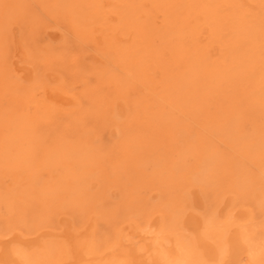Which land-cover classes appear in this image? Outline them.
Listing matches in <instances>:
<instances>
[{
    "label": "rangeland",
    "instance_id": "rangeland-1",
    "mask_svg": "<svg viewBox=\"0 0 264 264\" xmlns=\"http://www.w3.org/2000/svg\"><path fill=\"white\" fill-rule=\"evenodd\" d=\"M37 1V2H36ZM35 1V3H34V0H30V2H29V0H0V36L2 35L3 36V34H4V36L5 37H7V41L8 42H6L5 41V37H3L4 39H2V36L0 37V43L2 42H6V43H3V45L5 46H3L2 45V43L0 44V60H2V61H0V87L2 88H0L1 90H0V97H1V100H0V110H2V111H0L1 113H0V133H1V130H2V125H3V123L5 122V121H8L9 122V124H13V122L12 121H15L14 119H15V117H16V115H18V114H21V115H23V119L25 118V119H27V120H29L30 121V124L28 125V128H29V133H28V137H24L23 138V144L27 147V146H30V151H31V153H32V159L34 160L33 161V164L31 165V166H24L23 168H11V169H13V171L12 170H10V169H7V168H0V173H1V175H3L2 177H3V180H4V178H5V180H6V182H5V180L3 181V180H1V183H2V185H4L5 184V187H7V188H11L12 186V188L10 189V190H13V193H16L19 197L18 198H20L19 200H21L20 201V203L21 204H19L20 206H19V208H20V214H19V217H20V219L21 220H23L22 222H21V220H20V223H22L23 224V226H22V224H21V230H22V233H24V235H28V236H33L34 235V232H37V233H41V232H45V231H49V232H54V233H59V232H61L62 231V226H61V219H64V218H67L68 217V219L71 221V223H72V226L73 225H76L77 224V222H83L84 220H88V221H90V220H95L94 222H95V224L96 225H98V226H100L101 228H103L105 231H107V232H109V233H112L113 232V230H114V226H115V223L117 222V221H135V222H137L138 224H143L144 223V221L146 220V218L149 216V215H151L152 217H157V216H160V214H161V216H164V217H166V215H168L167 213H169V215L170 216H174V215H176V214H181V213H184V212H187L190 208H191V206H193V204H192V200H191V198H193V200H195V198H198L200 201H204L203 203H204V208H203V205H202V207H201V209H200V207L198 208V209H200V210H203V211H201V212H206L207 211V209L209 208V207H213L216 203H218V199H220V201L221 200H223V199H225V198H227V196L229 195V194H231L230 195V197L228 196V198H231L232 197V199L233 198H240L241 196L242 197H245V198H248V199H250V197H253V196H257L258 197V195H260L261 193H263L264 192V185L261 183L262 181L264 182V174L263 175H260L262 172H264V168H261V166H260V159H261V157L262 156H260L261 154H260V152L261 151H259V150H261V148H260V146H259V141H260V139H261V137H260V132L259 131H261L262 129H264V114L262 113V112H260V111H258L257 110V108L256 107H252L251 106V103H249V100H250V102H251V96H250V94H241L240 95V97H238V98H236V100L235 101H229V99L228 98H226L225 97V88H226V93H227V95L228 96H230L231 94H233L234 92L231 90V87H232V85H231V83L229 84V83H227V82H222V86L220 87V86H215V89H216V87H218L217 89H218V91H217V89H216V93L214 94L213 93V95H215L214 97L215 98H213V95L212 94H210V93H208L209 91H208V87H209V85L208 84H212L211 83V80L209 81V76L205 73V72H201V73H198L197 71H195L194 70V68H193V66L191 65V66H189V67H187V69L185 68V70H183V71H181L182 69H180V67H179V65H177V62H170L171 64H169L170 66H169V72L171 73V71H173L172 72V74H167V76H165L164 77V75H162V74H160V73H158V72H156V73H158L159 75H156V76H154L153 78L157 81L154 85H155V87L157 88V92H158V95H160V96H158L157 95V92H154V93H150V91H148V90H146V87L141 83V80L140 81H135L134 83H133V85L135 86V90H136V92H137V89H140L141 88V90H138V92L136 93L135 92V94H136V97L138 96V95H140L139 96V98L137 97V99L139 100V99H142V97H143V99H142V101L144 100V102L146 103V113L147 114H143L144 116L143 117H145L146 119L145 120H147V122L145 121V120H142V119H144L142 116H140V117H142V118H140L139 119V121H143V123L142 122H139L138 120H137V118H135V119H132V121H131V119L128 117V113H126L125 111L127 110V109H125V107L124 106H126L125 105V103H124V101H122V100H124V98L122 97V92H120L121 91V89L122 88H118V90L116 89V91H118V94H117V92H116V94H115V91H114V96L113 97H110V95H109V100L107 99V97H108V88L110 89L111 87V85H109V87H107L106 86V84L104 83L105 82V80H104V75H102V72H103V74H104V72H106L107 70H110L111 68H112V66H113V64H112V55L114 54V48H111L110 46H109V44H108V42L110 41V39L112 40V39H116L115 38V36L117 37L118 35L119 36H122V32L124 33V30L122 29H120V28H126V25L124 26L121 22V20L119 19V17H116V15L118 16V14H116L117 12H119V11H129L130 9V14H131V16H132V18L131 19H129L128 21H127V23H128V26H129V28H130V31H131V33H132V38L134 37L133 35H134V31H139V33H141V34H143L144 35V39H146V42L148 43V45L149 46H151L152 48L153 47H158L157 48V50H159V48L160 49H162V44H163V42L166 40V38H175V37H178L179 39H181V40H183L184 41V44H185V46H186V48L187 49H189V50H191V52H194L195 50V47H194V45L192 44V41H190L191 39H190V22H187V21H184V19L182 18V20L181 19H176L175 18V16H176V14H180V12L178 13L177 12V10L179 9V11H181V12H183L184 10H186L188 7V1L189 0H168V3H169V5L170 6H167L166 7V5L163 7V4L162 3H164L162 0H157L156 2H155V4L157 3V5H158V7H157V5H154V4H152L150 1H145V5H143V4H141V3H143L144 2V0H129V2H127V0H91L90 1V3H89V7H87L88 5V2L86 3V1H84V0H53L54 2H52L51 0H48V2H46V1H44V2H46V3H43L41 0L40 1H38V0H36ZM56 1V2H55ZM78 2L77 4H73L74 2ZM87 1H89V0H87ZM116 1H117V3H116ZM123 1V2H122ZM130 1L132 2H139V3H135V4H133V2L132 3H130ZM142 1V2H141ZM159 1V2H158ZM235 0H213L211 3H210V5H213V7L211 8L212 9V11L215 13V16H216V18L218 19L217 21H220V23L222 24V26L224 27V25H225V23L226 24H228L229 26H236V24H238L239 22H240V15L239 14H237V12H233L232 10H231V5H232V2H234ZM257 1V2H256ZM29 3V4H27V3ZM31 2H32V4H31ZM40 2V3H39ZM51 2H52V4H51ZM107 2V3H106ZM121 2V3H120ZM126 4H128V6H126L125 5V3ZM65 3H67V4H65ZM93 3V4H92ZM106 3V4H105ZM119 3V4H118ZM208 3V2H207ZM214 3H216V4H214ZM260 2H258V0H255V7H253V8H251V9H253V11H255L256 9L255 8H259L257 11H259L260 12V4H259ZM26 4H27V7L29 8V6L31 7L32 6V8H29V9H26L27 7H25L26 6ZM31 4V5H30ZM33 4H35V5H37L38 6V8H37V6H35V5H33ZM45 4V5H44ZM116 4V5H115ZM122 4H124L127 8H128V10H127V8L126 7H121V5ZM132 6H131V5ZM137 4V5H136ZM140 4V5H139ZM29 5V6H28ZM45 7H44V6ZM52 7V9H51V7ZM107 5V6H106ZM136 5L137 6V8H136V6H135V8H134V6ZM143 5V7H141ZM154 5V6H153ZM162 5V6H161ZM209 5V6H210ZM33 6L35 7V8H33ZM62 6V7H61ZM93 7V8H90V7ZM100 6V7H99ZM146 6V7H145ZM148 6V7H147ZM151 6V7H150ZM161 6V7H160ZM216 6H217V8H216ZM254 6V5H253ZM258 6V7H257ZM41 7V8H40ZM50 7V8H49ZM100 9H102V10H99V8ZM106 7V8H105ZM110 8V10H112V14L113 15H111V13H109L108 15H106L107 14V9H109ZM140 7V8H139ZM144 7H145V9H144ZM120 8V9H119ZM157 8V9H156ZM161 8V9H160ZM162 8H164V11L162 10ZM210 8V7H209ZM30 9H31V11H30ZM38 10V11H34V10ZM39 9H40V12H39ZM46 9V10H45ZM61 9V10H60ZM68 9H69V11H68ZM106 9V10H105ZM113 9H116V13L114 12L115 10H113ZM144 9V10H143ZM168 9V10H167ZM15 10V11H14ZM55 10H59L60 12H55ZM165 10H166V12H167V15H168V13L171 15V16H174V21H173V18H171V20L173 21H169L170 20V15H168V17L166 16V12H165ZM24 11V12H23ZM28 12L27 14H25V12ZM29 11L30 12H32V13H36L35 15L34 14H32V13H30L29 14ZM44 11L46 12V14H44ZM48 11V12H47ZM77 11H78V13H77ZM92 11V12H91ZM133 11H135V12H133ZM138 11H140V12H138ZM220 11H221V14H220ZM17 14H16V13ZM21 12V13H20ZM53 12H55V13H53ZM137 12H138V14H137ZM162 12H163V15H161L162 14ZM24 13V14H23ZM61 13H63V14H61ZM64 13H65V15H64ZM114 13L116 14V15H114ZM134 13V14H133ZM22 14V15H21ZM40 14V16H41V18H40V16H38ZM43 14V15H42ZM54 14V15H53ZM59 14V15H58ZM71 14V15H70ZM101 14V15H100ZM223 14V15H222ZM19 15H21V16H19ZM29 15V17H28V19H27V16ZM37 15V16H36ZM53 15V16H52ZM84 15H85V18H84ZM106 15V16H105ZM18 16L19 17H21V18H18ZM32 16H34V17H32ZM43 16H45V17H43ZM48 16H50V18L48 17ZM55 16V17H54ZM64 16V17H63ZM68 16H69V18H71V19H69L68 18ZM97 16V17H96ZM101 16V17H100ZM110 16V17H109ZM114 16V17H113ZM135 16H137L138 18H136ZM178 16V15H177ZM218 16V17H217ZM226 16V17H225ZM46 17H48V20H47V18ZM59 17H61V19L59 18ZM98 17H100L99 19H98ZM136 19H135V18ZM221 17V18H220ZM223 17H225V18H223ZM30 18V19H29ZM40 18V19H39ZM44 18V19H43ZM57 20H56V19ZM59 18V19H58ZM66 18V19H65ZM220 18V19H219ZM24 19V20H23ZM41 19H42V21H41ZM63 19H65L64 21L65 22H63ZM115 19H117V20H115ZM139 19V20H138ZM164 19H166L165 21H164ZM32 20V21H31ZM47 21V22H45V21ZM53 20H55V21H53ZM67 20V21H66ZM102 20V21H101ZM134 20H136V21H134ZM5 21V22H4ZM19 21V22H18ZM27 21V22H26ZM105 21V22H104ZM114 21V22H113ZM22 22V23H21ZM25 22V23H24ZM44 24H42V23ZM48 22L50 23V24H52V22H55V23H53L52 24V26H50V24H48ZM58 22V23H57ZM62 24H61V23ZM72 22V23H71ZM103 22V23H102ZM112 23V24H110V23ZM118 22H119V24H118ZM175 22V23H174ZM17 23V24H16ZM24 23V24H23ZM27 23V24H26ZM37 23V24H36ZM68 23H71V24H68ZM110 25H109V24ZM33 24V25H32ZM46 24H48V25H46ZM58 24V25H57ZM59 24L61 25L60 26V28H62L61 30L60 29H58L59 28ZM77 24H79V25H77ZM103 24V25H102ZM104 24H106L105 26H104ZM123 26H122V25ZM134 24H136V25H134ZM142 24V25H141ZM30 25V26H29ZM32 25V26H31ZM35 25V26H34ZM40 25H43L44 27H45V30H44V28L42 27H40ZM64 25H67V28L65 27H63ZM69 25V26H68ZM70 25L72 26V28L70 27ZM76 25V26H75ZM115 25V27H113ZM120 25H121V27H120ZM25 26H26V28H25ZM50 27V28H48V27ZM53 26H55V28H57V31H56V29L55 28H53ZM58 26V27H57ZM80 26V27H79ZM104 26V27H103ZM112 28H111V27ZM119 26V28L118 29H120L121 31H119V30H117V27ZM143 26V27H142ZM16 27V28H15ZM52 27V28H51ZM69 27V28H68ZM106 27V28H105ZM107 27H108V29H107ZM20 28H21V30H20ZM38 28H40V29H38ZM47 28V29H46ZM64 28V29H63ZM104 28V29H103ZM115 28V29H114ZM141 28V29H140ZM17 29V30H16ZM25 29V30H24ZM28 29V30H27ZM71 32H69L68 30ZM71 29V30H70ZM75 29L77 30V31H82V32H78V34L75 32ZM79 29V30H78ZM143 29V30H142ZM4 30V31H3ZM8 30V31H7ZM13 30V31H12ZM23 30V31H22ZM34 30V31H33ZM52 30V32H55V33H58V32H60L61 33V35L58 37V35H56V37H54V39L55 40H53V44H54V46H55V48H56V51H53V53H51V54H54L55 53V58H56V60H53V64H52V58L50 59V57H53V56H50L49 57V55L46 53V54H42V55H40L38 58H35V57H37V53L35 54V51H32V52H34V53H32L31 52V49H29V51H27L28 53L26 54V52H25V59H26V57L28 56V58L29 59H26L25 61H24V59H22L23 61H21V65L22 66H24L25 64V67L27 66V67H29V68H31V69H33V71L35 72H37V74H36V72H35V75H34V78H36V81H38V82H40L41 81V84H45V83H47V82H49L48 80H49V77H50V75H53V77H54V79L52 80V83H54V84H52V85H58L60 82H59V80L60 81H62V79H63V77H64V79L63 80H65L66 82H69V83H73V85H74V87L76 88V90H78L79 91V89L81 88V90L78 92V93H80L81 95H84L85 94V91L86 90H83V89H88V88H90L92 85L94 86V84L95 85H99V86H97V87H99L98 89H93L94 87L92 86L91 88L93 89H89V92H88V90L86 91L87 92V95L89 96V95H91V96H95V95H93V92H94V94L96 93V90H98L97 92H98V95H97V93H96V96L93 98H91V100L90 99H87V97H86V99H85V102H83V104L84 105H81L80 107H79V109H78V107H76V109H73V107L71 108V109H73V111L74 110H76L75 111V113H78L79 112V114H75L73 111V114H71V118L70 119H68L69 121H67V126H66V124L65 125H63V126H59V128H61V127H63V129L65 128V130L63 131V129L61 128L60 129V131H59V129H58V126L56 125V124H54L53 122H49V124L51 123V125L52 126H50V125H45V124H43L42 123V121L40 122L39 121V123H41V124H39L38 122H37V120H38V115L40 114V112H43V110H44V108H43V103L42 102H37L36 103V105L35 104H26V106H25V104L20 100L19 101V99H17V98H15V96H13L12 94H10L11 92H10V90L8 89V81L10 82V76L12 77V75H11V73H12V62L10 63V61H11V59H12V57L14 58V56L15 55H13V53L15 52V54H17V52L16 51H22V52H18V54H20V56H22L24 53H23V48L24 49H26L27 47L26 46H28V47H31V44L30 43H32L34 40H32L31 41V39H33V37H35L34 39L35 40H39V41H43V42H45V44H47V41L49 42V40H50V38L47 36V33H48V31H51ZM53 30H55V31H53ZM59 30V31H58ZM85 30V31H84ZM98 30V31H97ZM103 30H104V32L105 33H102L103 32ZM21 31V32H20ZM27 32V36H26V32ZM30 31H31V33H30ZM33 31V32H32ZM39 31V32H38ZM43 31V32H42ZM45 31V32H44ZM63 31V32H62ZM68 31V32H67ZM84 31V32H83ZM97 31V32H96ZM110 31V32H109ZM12 32V33H11ZM16 34H15V33ZM29 32V33H28ZM36 32H38V34L36 35L35 33ZM75 32V33H74ZM120 34H119V33ZM18 33H20V34H18ZM42 33V34H41ZM45 33H46V35H45ZM65 33H67L66 35H65ZM81 33H82V35H81ZM110 35H109V34ZM114 33V34H113ZM118 33V34H117ZM14 34V35H13ZM23 34V35H22ZM33 36H31V35ZM80 34V35H79ZM83 34L84 35H86V36H88L87 38H85V36L82 38L81 36H83ZM96 34V35H95ZM102 34H104V36L102 35ZM108 35V36H112L111 38L110 37H108V36H106V35ZM10 37H9V36ZM37 37H36V36ZM46 37H45V36ZM92 35V36H91ZM98 35H100V37L98 36ZM102 35V36H101ZM70 36V37H69ZM77 36H79V37H81V38H78L77 39ZM98 36V37H97ZM118 36V37H119ZM18 37H20L19 39H23L24 40V42H23V40H19L18 39ZM24 37H26V38H29V39H25ZM49 39H48V38ZM65 37H67V38H69V40L70 41H68V39L67 38H65ZM102 37H104L105 38V40L102 38ZM117 37V38H118ZM128 37H129V35H128ZM149 37V38H148ZM189 37V38H188ZM17 40H15V39ZM63 38V39H62ZM71 38L74 40H71ZM91 38V39H90ZM100 38L101 39H103V40H101V42L102 43H100L99 42V40H100ZM120 38V37H119ZM127 38V37H126ZM9 39V40H8ZM48 39V40H47ZM65 39H67L66 41H65ZM81 39V40H80ZM82 39H84V40H82ZM86 39V40H85ZM150 39V40H149ZM186 39H190V40H186ZM3 40V41H2ZM14 40H15V42H14ZM57 40V41H56ZM61 40H63L62 42H61ZM78 40V41H77ZM95 40H97V41H95ZM152 40V41H151ZM18 41H19V44H18ZM23 43H22V42ZM30 41V42H29ZM58 41H60L63 45H61V43H59ZM71 41H73V43H75V44H73L72 45V42ZM79 41H82V42H79ZM92 41H94V45H93V43H92ZM106 41V42H105ZM150 41V42H149ZM10 42V43H9ZM21 42V43H20ZM64 42V43H63ZM78 42V43H77ZM97 42V43H96ZM98 42H99V44H98ZM105 42V43H104ZM8 43H9V45H8ZM15 43V44H14ZM18 45H17V44ZM25 43H29L28 45L27 44H25ZM67 43L69 44L68 46H69V49H70V47L71 48H73V47H75V45L76 44H79L80 46L82 45V43L86 46H84V45H82L83 47H84V49H83V47L81 46L79 49H75L74 50V48H73V50L74 51H71V50H69V52H68V46L66 47V45H67ZM92 43V44H91ZM66 44V45H65ZM72 46H71V45ZM98 44V45H97ZM102 46H101V45ZM106 44V45H105ZM213 44V46L215 47V44L214 43H212ZM15 45H17L18 46V48H17V46H15ZM20 45V46H19ZM58 45V46H57ZM60 45V46H59ZM79 45H77L76 47L78 48V46ZM118 45L120 46V45H124V44H120V42L118 43ZM153 45V46H152ZM164 45V44H163ZM62 46V47H61ZM93 46H94V48H93ZM96 46H97V49H96ZM101 46V47H100ZM104 46V47H103ZM3 47V49H1ZM6 47H8V49H6ZM10 47V48H9ZM26 47V48H25ZM58 47H60V53H61V51H62V53L60 54L59 53V48ZM89 47L91 48L92 47V49H94V50H96V51H94V50H91V49H89ZM192 47H194V48H192ZM5 48V49H4ZM14 50H12V49ZM64 48H66V50L64 49ZM86 48V49H85ZM98 48H99V50H98ZM111 48V49H110ZM155 48V49H156ZM62 49H64L65 51H63ZM81 49H82V51H83V53H82V56H81V58H79L80 56V54H81ZM5 50V51H4ZM10 50H12V52H10ZM16 50V51H15ZM26 50H28V49H26ZM76 50H77V53H76ZM79 50V51H78ZM85 50V51H84ZM86 50H87V52H86ZM194 50V51H193ZM2 51V52H1ZM89 51H91V52H89ZM111 51H112V54H111ZM8 52H10L11 53V55H10V53H8ZM66 52V54H63V53H65ZM75 52V53H74ZM78 52H80V53H78ZM97 52V53H96ZM6 53V55L8 56H6V55H4ZM70 53H71V55H70ZM89 53V54H88ZM93 53V54H92ZM101 53V54H100ZM103 53H105V55L103 54ZM3 54V55H2ZM50 54V55H51ZM87 54V55H86ZM102 56H100V55ZM106 54H107V56H106ZM111 54V55H110ZM12 56V57H10V56ZM35 55V56H34ZM85 55V56H84ZM88 55H90V57L88 56ZM6 56V57H5ZM33 56H34V58L37 60H35L36 62H34L33 60H34V58H33ZM47 56V57H46ZM59 56V57H58ZM69 57V58H71V60L69 61L68 59L69 58H67V57ZM73 56H74V58L75 59H73ZM93 56H95V57H93ZM111 58H110V57ZM218 55H216V59L218 60V57H217ZM4 57V58H3ZM23 57V56H22ZM58 57V58H57ZM61 57V58H60ZM5 58H7V59H5ZM9 58V59H8ZM11 58V59H10ZM64 58H65V60H64ZM79 58V59H78ZM82 58H83V60H82ZM88 58H90L89 60H88ZM95 58H98V59H95ZM102 58V59H101ZM105 58V59H104ZM33 59V60H32ZM61 59H63V60H61ZM77 59V60H76ZM86 59H87V61H86ZM110 60L109 62L107 61V60ZM9 60V61H8ZM13 60V59H12ZM28 60V61H27ZM32 60V61H31ZM40 60H42V61H40ZM48 60L50 61V62H48ZM74 60V61H73ZM94 60H96L95 62H94ZM102 60V61H101ZM29 61H31V62H29ZM54 61H56V62H54ZM61 61V62H60ZM66 61H69L68 63L66 62ZM76 61V62H75ZM99 61V62H98ZM8 62L10 63L9 65H10V68L8 67L9 65H8ZM28 62V63H27ZM32 62H34V63H36V64H34V63H32ZM47 62V63H46ZM57 62H59V63H57ZM63 62V63H62ZM67 63V65H68V67H67V65H66V70L67 71H65V69L61 72V69H63L64 67V63ZM72 62V63H71ZM73 62H75V64L73 63ZM78 62V63H77ZM81 62V63H80ZM90 62V63H89ZM97 62V63H96ZM103 62V63H102ZM7 63V64H6ZM24 65H23V64ZM32 63V64H31ZM44 63H46V64H44ZM51 64V66H48V67H50V68H46V66H47V64ZM56 63V67L54 66V64ZM70 63V64H69ZM85 63H86V66H85ZM98 64V65H94V64ZM103 65H102V64ZM111 63V64H110ZM172 63H173V65H172ZM3 64V65H2ZM34 64V65H33ZM42 64V65H41ZM44 64V65H43ZM57 64H59L61 67L59 68V65H57ZM61 64H63V65H61ZM73 64H74V66H73ZM82 64H84V65H82ZM99 64H101V65H99ZM106 64V65H105ZM174 64H175V66H174ZM5 65V66H4ZM40 65V66H39ZM72 65V66H71ZM82 65V66H81ZM105 65V66H104ZM111 65V66H110ZM177 65V66H176ZM43 66V67H42ZM53 66H54V68H53ZM57 66H58V68H57ZM91 66H93V67H95L96 66V68L98 69V68H100V67H102L101 69H103V71L101 70V72H98L97 74L96 73H94V71H92L91 70ZM104 66V67H103ZM107 66L108 67H111V68H107ZM173 68H172V67ZM1 67H3V68H1ZM5 67V68H4ZM35 67V68H34ZM69 67H71V69H69ZM152 67H153V64H151L150 65V67H149V69L151 68L152 69ZM37 68V70H34V69H36ZM42 68V69H41ZM53 68V69H52ZM68 68V69H67ZM74 68V69H73ZM78 68V69H77ZM155 69V71L156 70H158L159 71V68L158 67H154ZM11 69V70H10ZM43 69H45V70H43ZM52 69V70H51ZM59 69V70H58ZM150 69V72L152 71ZM172 69V70H171ZM42 70V71H41ZM49 71V72H47L46 73V71ZM54 70H58V71H54ZM1 71H2V73L3 74H1ZM5 71V72H4ZM71 73H70V72ZM53 72V73H52ZM59 72V73H58ZM64 72H66V73H64ZM67 72H69V73H67ZM81 72V73H80ZM90 72V73H89ZM149 72V71H148ZM168 72V73H169ZM181 74V75H178L179 73ZM44 73V74H43ZM52 73V74H51ZM78 73H80V74H82L83 73V75H77ZM177 73V74H176ZM204 73V74H203ZM9 74V75H8ZM46 74V75H45ZM55 74L56 75H58V76H55ZM65 74V76H63V75ZM66 74H68V75H66ZM84 74L86 75V77L84 76ZM90 74V75H89ZM91 74H93L94 76H91ZM96 74V75H95ZM152 74H153V72H152ZM176 74V75H175ZM186 74V75H185ZM198 74V75H197ZM200 74H201V76H200ZM202 74H203V76H202ZM206 74V75H205ZM5 75H7V76H5ZM63 76L62 78L60 77V76ZM77 75V76H76ZM102 75V76H101ZM154 75V74H153ZM9 76V77H8ZM68 76V77H67ZM75 76V77H74ZM83 76V77H82ZM87 76H89V77H87ZM174 76H175V78H174ZM185 76V77H184ZM206 78H205V77ZM208 76V77H207ZM59 78V79H56V78ZM167 77H169V79L167 78ZM203 77H204V79H203ZM6 78H8V79H6ZM45 78V79H44ZM61 78V79H60ZM80 78H82L83 80H81ZM159 78V79H158ZM188 78H190V79H188ZM5 80V82H4V80ZM87 79V80H86ZM93 79L95 80L94 82H93ZM173 79V80H172ZM202 79L204 80V81H202ZM205 79H207V80H205ZM35 80V79H34ZM162 80V81H161ZM173 82H172V81ZM3 81V82H2ZM36 81H27V83H26V85H27V87L29 86L30 87V84H31V87L29 88L28 87V89H32V86L34 85V83L36 82ZM55 81V82H54ZM84 81H85V83H84ZM98 81V82H97ZM168 81H170L169 82V84H170V86H168L169 84L167 83ZM174 81H176V84H178L179 86H177V85H175L174 84ZM209 81V82H208ZM2 82V83H1ZM78 82H81L82 83V87H79L81 84L80 83H78V85H77V83ZM90 82V83H89ZM102 83V85H101V83ZM158 82H160V83H158ZM166 82V83H165ZM178 82V83H177ZM181 82V83H180ZM191 82V83H190ZM199 82V83H198ZM207 82H208V84H207ZM91 83H93V84H91ZM158 83V84H157ZM165 83V84H164ZM6 84V85H5ZM33 84V85H32ZM36 84V83H35ZM89 84V85H88ZM138 84V85H137ZM143 86V88L140 86ZM167 84V85H166ZM190 84H191V86H190ZM198 84V85H197ZM2 85V86H1ZM5 85V86H4ZM172 85V86H171ZM197 85V86H196ZM226 85V86H225ZM90 86V87H89ZM102 86V87H101ZM139 86V87H138ZM175 86H177L176 87V90H175ZM181 86V87H180ZM188 86H190L189 87V90L187 89L188 88ZM196 88H195V87ZM212 86V85H211ZM6 87V88H5ZM133 87V86H132ZM145 87V88H144ZM207 87V88H206ZM213 87V86H212ZM222 87L224 88L223 90H222ZM229 87V88H228ZM78 88V89H77ZM101 88V89H100ZM103 88V89H102ZM185 88V89H184ZM214 88V87H213ZM220 88V89H219ZM6 89V90H5ZM143 89L145 90V91H147V92H145V91H143ZM195 89H196V92H195ZM200 91H199V90ZM201 89H203L204 90V92L206 91L207 93H203V90L201 91ZM232 92V93H229L230 91ZM2 90H4V92L2 91ZM113 90V89H112ZM163 90H165V91H163ZM169 90V91H168ZM178 90V91H177ZM183 90H188L187 92L186 91H183ZM197 90L199 91V93L197 92ZM224 92V94H222V92ZM101 91H106L105 92V94L103 93L102 95H104V96H101ZM143 91V92H142ZM168 91V92H167ZM172 91V92H171ZM175 91V92H174ZM180 91H181V93H180ZM3 92V93H2ZM145 92V93H144ZM162 92V93H161ZM190 92H191V94H190ZM200 92H202V93H200ZM220 92H221V94H220ZM88 93H90V94H88ZM141 93H144V94H142V96H141ZM165 93V94H164ZM169 93H170V95H169ZM176 95V97H175V95ZM187 93H189V94H187ZM195 93L196 94H198V95H195ZM5 96H4V95ZM145 94H147V95H145ZM156 96H155V95ZM172 94V95H171ZM200 94H201V96H202V98L206 95V94H208V95H206V96H209V94H210V96L209 97H207V98H203V100H205V104H203V101L202 102H200L201 100H202V98H201V96H200ZM2 95H3V97H2ZM11 96V98H10V96ZM190 95H192V96H190ZM204 95V96H203ZM84 96H86V94L84 95ZM91 96H89V97H91ZM98 96V97H97ZM101 96V97H100ZM116 96V97H115ZM121 98V100L118 98ZM154 96V97H153ZM158 96V97H157ZM166 96H167V98H166ZM171 96V97H170ZM179 96V97H178ZM219 96H220V98H221V96H222V98H223V96L225 97V99H220L219 98ZM249 96H250V98H249ZM4 97H6V99L10 102V100H11V102L14 100V101H17V103L15 102L14 103V101L11 103H8V101L6 102V100H5V98ZM88 97V98H89ZM103 97H106V98H103ZM114 97L116 98L115 99V101H114ZM141 97V98H140ZM153 97V98H152ZM161 97V98H160ZM178 97V98H177ZM195 97V98H194ZM236 97V96H235ZM101 98L103 99V101L101 100ZM113 98V99H112ZM145 98V99H144ZM150 98V99H149ZM152 98V99H151ZM175 98H176V100H175ZM197 98V99H196ZM218 98V99H217ZM92 99H93V102H91L92 104H90V102L89 101H92ZM100 99V100H99ZM120 100V101H118V102H116L117 100ZM146 99H148L147 100V102L145 101ZM186 99V100H185ZM210 99V100H209ZM212 99V100H211ZM228 99V101L226 102L225 100H227ZM97 100H99L101 103L102 102H104V101H106V103L104 102V103H102V105H100V102L99 101H97ZM108 100V101H107ZM112 100V101H111ZM152 100H154V101H151ZM175 100V101H174ZM197 100H200L199 102H196ZM207 100H209L208 102H207ZM220 100H222V101H220ZM87 101H88V103H87ZM97 101V102H99V106L98 105H95L94 106V104H96L95 102ZM114 101V102H113ZM177 101V102H176ZM180 101H181V103H180ZM212 101V102H211ZM21 102V103H20ZM108 102V103H107ZM140 102V100L137 102V103H139ZM163 102V103H162ZM179 102V103H178ZM189 102V103H188ZM192 102V103H191ZM224 102H226V103H224ZM236 102H238V103H236ZM242 102V104H240ZM94 103V104H93ZM141 103H143V102H141ZM175 103H177V104H175ZM183 103V104H182ZM186 103H188V104H186ZM193 103H194V105H193ZM196 103H198V105L196 104ZM202 103V104H201ZM2 104L4 105V106H6L7 104H9L10 105V107H9V105H7L9 108H11V106H12V108L11 109H7V107L5 108L4 106H2ZM13 104H17L16 106H18L17 107V109H14L15 108V105H13ZM38 104V105H37ZM105 104L106 105H108V104H110L109 105V107L108 106H105ZM112 104V105H111ZM119 106H118V105ZM123 104V105H122ZM150 104L152 105V106H150ZM182 104V105H181ZM207 104H208V107H206V108H210L211 106H213V108L211 109L210 108V110H208V109H206L205 108V106H207ZM221 104H223V105H221ZM238 104V105H237ZM21 105V106H20ZM41 105V106H40ZM90 105V107H91V110L92 109H94V110H89L90 108L88 107ZM92 105V106H91ZM120 105H122V106H120ZM154 105H155V108H152V107H154ZM157 105V106H156ZM167 105V106H166ZM174 105V106H173ZM180 105V106H179ZM202 105V111H200L201 110V107H197L196 108V106H201ZM205 105V106H204ZM209 105H211V106H209ZM240 105V106H239ZM249 105V106H248ZM20 106V107H19ZM142 106V105H141ZM170 106H171V108H170ZM178 106H179V108L182 110H180L179 108H178ZM193 108H192V107ZM241 106H242V108H241ZM2 107V108H1ZM14 107V108H13ZM23 107V108H22ZM25 107H27V108H25ZM32 107V108H31ZM33 107H35V108H33ZM37 107H38V109H37ZM97 107H99L100 108V110H104V108H105V110L103 111V112H105L106 111V109H108L107 110V112H105L104 114L106 115L105 116V118H107V117H109V116H107V115H109V113H111V115H110V118H108V120H106L105 118H104V114L102 113V111L100 112V110H99V108H98V110L96 109ZM108 107V108H107ZM118 107H119V112H116L117 111V109H118ZM121 107V108H120ZM122 107H123V109H122ZM144 107H145V105H144ZM216 107V108H215ZM5 108V109H4ZM109 108H113L111 111H110V109ZM177 108V109H176ZM183 108V109H182ZM188 108V109H187ZM190 108L193 110V111H191L190 110ZM221 108V109H220ZM241 108V109H240ZM14 109V110H13ZM29 111H28V110ZM82 109V110H81ZM184 109H187V112L189 111V112H193V113H187V114H185L186 113V111L184 112ZM216 109H218V110H216ZM237 109V110H236ZM9 110V111H8ZM25 110H27V111H25ZM37 110V111H36ZM84 110V111H83ZM124 110V114H123V111ZM149 110V111H148ZM152 110V111H151ZM176 111V113H175V111ZM196 110H197V112H196ZM199 110V111H198ZM235 110V111H234ZM20 113H19V112ZM22 111V112H21ZM81 111V112H80ZM87 111V112H86ZM88 111H91V115H93V117L89 114L90 112H88ZM114 111V112H113ZM169 111V112H168ZM170 111H173V112H170ZM10 112V114H8ZM15 112V113H14ZM39 112V113H38ZM96 112H97V114H96ZM166 112H168V113H166ZM182 114V115H180V113ZM196 112V113H195ZM198 112H200L201 114H200V116L198 115ZM203 112V113H202ZM218 112L221 114V116H222V118L219 116V114H218ZM93 113V114H92ZM98 113H100V115H101V113H102V115H103V121L101 120L100 121V119L102 118H100L99 120H98V118L100 117V115L98 116ZM108 113V114H107ZM116 113H120V114H123V115H125V117H124V119L123 118H121V116H120V118H118L117 116H114ZM149 113V114H148ZM174 114V116H173V114ZM235 113V114H234ZM239 113H240V115H239ZM246 115H245V114ZM11 114H13V115H11ZM38 114V115H37ZM82 114H83V116H82ZM87 114H89L88 116L91 118H89L88 116H87ZM97 116H96V115ZM185 114V116L183 117V115ZM188 114H189V117H188ZM193 114L195 115V116H193ZM241 114H242V116H241ZM244 114V115H243ZM7 115V116H6ZM35 116V118H36V120L34 119V117H33V119H32V117L31 116ZM81 115V116H80ZM84 115H85V117H84ZM101 115V116H102ZM113 115V116H112ZM147 115V116H146ZM162 116L163 115V118L164 119H166V121H165V123H166V131L165 132H161L160 130H157V128H155V124H157V122L154 120V119H157L159 116ZM177 115V116H176ZM187 115V116H186ZM196 115L197 116H199V117H201V119H205V120H201V119H198L199 117H196ZM203 117H202V116ZM229 115V116H228ZM235 115V116H234ZM238 115V116H237ZM249 115V116H248ZM3 116L5 117V118H3ZM170 116V117H169ZM176 116V117H175ZM181 116V117H180ZM240 116V117H239ZM259 116V117H258ZM10 117H12V118H10ZM87 117V118H86ZM96 117H98L96 120H95V118ZM112 117H114V118H116V120H112V119H114V118H112ZM153 118V122L152 121H150V118ZM157 117V118H156ZM169 117V118H168ZM178 117V118H177ZM194 117V118H193ZM7 118V119H6ZM10 120H9V119ZM75 118V119H74ZM77 118V119H76ZM79 118H81V119H79ZM90 119V121L89 122H87L89 119ZM126 118V119H125ZM181 118H183V120L181 119ZM187 118V119H186ZM188 118H189V121L191 120H193V119H195V120H193V122L194 123H198L199 125H194V124H192L193 122H191L190 121V123H191V125H193V126H191V125H189V121H188ZM191 118V119H190ZM193 118V119H192ZM220 118H221V120H220ZM87 122V124L85 123V121ZM118 119H120L121 121L122 120H124V121H122V122H120V120H118ZM131 121H129V120ZM170 119H171V121L173 122V123H171V121H170ZM245 119V120H244ZM263 119V120H262ZM80 120V121H79ZM84 122H83V121ZM93 120H94V122H93ZM104 120H106V123H107V121L110 123V124H105V122H104ZM112 120V121H111ZM128 120V121H127ZM152 120V119H151ZM176 120V121H175ZM178 120V121H177ZM186 120V121H185ZM232 120H235L236 122H238V123H241V126H242V128H241V130H242V133H241V135L240 134H232V127H231V124H232ZM239 120V121H238ZM76 121H77V123H76ZM101 122V124H100V122ZM116 121V122H115ZM126 121H127V124H126ZM170 122V123H167V122ZM182 121V122H181ZM198 121H202V122H198ZM206 121L208 122V123H206ZM216 121H218V122H216ZM103 122V123H102ZM119 122L121 123V124H119ZM136 122H138V123H136ZM151 122V123H150ZM174 122H177V123H174ZM180 124H179V123ZM183 122H185V124L183 123ZM254 122V123H253ZM260 122V123H259ZM53 123V124H52ZM68 123H70V125L71 126H69V124ZM73 123V124H72ZM82 123V124H81ZM85 123V124H84ZM111 123L112 124H114L113 126L115 127L116 126V123H117V126L114 128L113 126H111ZM126 125H125V124ZM131 123V124H130ZM145 123V124H144ZM149 123V124H148ZM181 123H183V124H181ZM221 123V124H220ZM80 124L82 125L81 127H80ZM83 124H84V126H83ZM94 126V125H96L95 127L96 128H93L92 127V125ZM103 124V125H102ZM119 124V125H118ZM148 124V125H147ZM179 124V125H178ZM187 124V125H186ZM245 124H246V126H245ZM44 125V126H43ZM73 125V126H72ZM90 125V126H89ZM101 125H102V127H101ZM124 127V128H126V129H124L122 126ZM129 125H130V127H129ZM169 125H170V127H169ZM202 125V126H201ZM216 125V126H215ZM251 125V126H250ZM255 125V126H254ZM35 126V127H34ZM37 126V127H36ZM46 126V127H45ZM50 126V128H48ZM57 126V127H56ZM66 126V127H65ZM86 126V127H85ZM88 126V127H87ZM98 126H100L101 128L100 129H97V128H99ZM105 127V129H103L104 127ZM107 126H108V128H107ZM109 126H111V127H109ZM135 126V127H134ZM146 126V127H145ZM179 126V127H178ZM185 126V127H184ZM191 126V127H190ZM195 126H196V128H195ZM197 126H200V127H198L197 128ZM222 126H224V127H222ZM40 127H42V128H40ZM43 127H44V129H43ZM73 127V128H72ZM76 129H75V128ZM84 127V128H83ZM120 127V128H119ZM128 127L131 129V128H133V129H131V131H133L134 132V129L135 128H137V129H135V133H133V135H132V133H131V131H130V129H128ZM147 127H149V128H147ZM181 127V128H180ZM188 127V129H186ZM191 129H190V128ZM230 127V128H229ZM248 127V128H247ZM40 128V129H39ZM57 128V129H56ZM78 128H80V131H79V133H78V131H77V129ZM85 128H87V129H85ZM110 128V129H109ZM142 128V129H141ZM178 128V129H177ZM184 130H183V129ZM195 128V129H194ZM47 129V130H46ZM49 129V130H48ZM54 129L58 132H56V131H54ZM73 129V130H72ZM75 129V130H74ZM117 129V130H116ZM149 129H151V130H149ZM175 129H177V130H175ZM180 129V130H179ZM185 129H186V132L187 133H184L185 132ZM194 129V130H193ZM248 129V130H247ZM255 129V130H254ZM61 130H62V132H61ZM101 130V131H100ZM105 130H107L108 131V134H106L107 133V131H106V133H103ZM111 130H116L115 131V134L113 135V134H110V131ZM127 130H129V132L127 131ZM143 130V131H142ZM146 132H145V131ZM149 130V131H148ZM198 130V131H197ZM252 130H254V131H252ZM50 131H53L52 133H50ZM65 131H69V132H66L65 133ZM77 131V132H76ZM100 131V132H99ZM119 133H118V132ZM141 132V134H140V132ZM153 131V132H152ZM179 131L180 132H182V133H180L182 136H180V134H179ZM196 131V132H195ZM206 131V132H205ZM248 131V132H247ZM39 132L41 133V134H39ZM55 132V133H54ZM136 132H139V134L137 133V135H135L136 134ZM143 132H145L144 134H143ZM152 132V133H151ZM166 132L170 135V137H169V135H167L166 134ZM176 132V133H175ZM177 132H178V134H177ZM191 132V133H190ZM218 132V133H217ZM259 133V135H258V133ZM38 133V134H37ZM46 133H47V135H46ZM50 135H49V134ZM98 133H100V134H98ZM123 133V135L121 136V134ZM127 133H128V135H127ZM131 133V134H130ZM147 133V134H146ZM173 134V137L171 136L172 134ZM193 133V134H192ZM195 133H196V136H195ZM205 133V134H204ZM207 133H208V135H210L209 137H208V135H207ZM215 133V134H214ZM249 133H252V134H249ZM54 134H55V136H54ZM59 134H61V135H59ZM92 134V135H91ZM102 134V135H101ZM104 134H106V136L104 135ZM158 134V135H157ZM159 134H161V135H159ZM162 134L164 135L163 136V138H162ZM186 134V135H185ZM199 134V135H198ZM214 134V135H213ZM254 134H256V135H254ZM44 135V136H43ZM51 135L53 136L52 138H51ZM57 135H59L58 137H57ZM62 135H64V136H62ZM70 135V136H69ZM82 135V136H81ZM104 135V136H103ZM116 135V136H115ZM140 135H141V137H140ZM144 135V136H143ZM145 135H148L147 136V138L145 137ZM156 135V136H155ZM188 135H190V137L188 136ZM193 135V136H192ZM219 135V136H218ZM259 137H258V136ZM62 136V137H61ZM77 136V137H76ZM101 136V137H100ZM102 136H103V138H102ZM120 136H121V138H120ZM127 136V138H125ZM143 136V137H142ZM157 136H159V137H157ZM161 136V137H160ZM165 136L167 137L166 139H165ZM178 136H180L181 138V140L183 139V143L181 142V140L179 139V141H178V139H175V138H178ZM184 136V137H183ZM0 137H1V135H0ZM57 137V138H56ZM68 137V138H67ZM91 137V138H90ZM108 137V139H106ZM112 137V138H111ZM129 137H131V138H129ZM137 137V138H136ZM193 137H195V138H193ZM214 138L215 137V142H214V139H211V138ZM48 138H50V139H48ZM54 138V139H53ZM81 140H80V139ZM85 138V139H84ZM90 140H88V139ZM97 138V139H96ZM102 139V141H101V139ZM111 138V140L113 141V143L115 144L114 146L112 145L113 143H112V141L111 140H109ZM115 138V139H114ZM123 138H125V139H123ZM140 138V139H139ZM153 138V139H152ZM189 138H191V140L189 139ZM193 138V139H192ZM1 140H0V142L2 143H0V153L3 151V149L4 150H6V148L4 147L5 146V144L3 143V141H2V138H0ZM53 139V140H52ZM117 139V140H116ZM135 139H137V141H138V143H137V141L135 140ZM142 139H143V141L145 142H143L142 141ZM145 139V140H144ZM167 139H170V142H168L167 141ZM172 139H175L174 140V142L172 143ZM185 139H187L188 140V144H190L191 143V145H188L187 144V142H185ZM195 139H196V143H195ZM228 139H229V141H228ZM94 141V143H93V141ZM115 140V141H114ZM122 140H123V142L124 143H122ZM153 140H155V142L153 141ZM159 140H161V141H159ZM163 140H165V142L167 143H163L164 141ZM177 140V141H176ZM205 140V141H204ZM231 140V141H230ZM51 141V142H50ZM92 141V142H91ZM99 141V142H98ZM107 143H106V142ZM109 141V142H108ZM120 141V142H119ZM132 141V142H131ZM163 141V142H162ZM190 141V142H189ZM217 141V142H216ZM45 142H46V144H45ZM47 142H49V143H47ZM127 142V143H126ZM130 142V143H129ZM134 142V143H133ZM140 142H142L143 144H140ZM157 142H159V143H157ZM177 142H179V143H181L180 145H179V143H177ZM219 142V143H218ZM90 143H91V145H90ZM102 143H104V147H103V144ZM127 145H126V144ZM150 143L152 144V143H157V144H153V145H150ZM186 143V144H185ZM88 144V145H87ZM96 144V145H95ZM98 144V145H97ZM102 144V145H101ZM107 144V145H106ZM109 144H111V145H109ZM118 144V145H117ZM185 144V145H184ZM241 144V145H240ZM35 145V146H34ZM42 145V146H41ZM63 145V146H62ZM91 147H90V146ZM93 145H95V146H93ZM124 147H123V146ZM144 145V146H143ZM158 145H160V147H158ZM171 145V146H170ZM172 145H174V147L176 148H174ZM218 145V146H217ZM223 147H222V146ZM246 145H247V147H246ZM2 146V147H1ZM102 146V147H101ZM106 146H109V147H106ZM111 146V147H110ZM143 146V147H142ZM148 146H150V147H153L152 149L150 148V147H148ZM156 146H157V148L158 149H156ZM180 146H181V148H180ZM184 146V147H183ZM207 146V147H206ZM216 146V147H215ZM239 146H240V148H239ZM259 146V147H258ZM127 147V148H126ZM128 147H130L129 148V150H128ZM139 147V149H137ZM141 147V148H140ZM173 147V148H172ZM177 147L179 148V150L177 149ZM188 147V148H187ZM221 147V148H220ZM54 148V149H53ZM100 148H102V149H100ZM104 148V149H103ZM122 148V149H121ZM143 148V149H142ZM148 148H150L149 150H148ZM156 150H155V149ZM167 148V149H166ZM185 149V151H183L184 149ZM191 148H193L192 150H191ZM223 148V149H222ZM228 148H229V151H228ZM236 148H237V150H236ZM11 149V150H10ZM16 149V150H15ZM34 149V150H33ZM38 149V150H37ZM87 149H88V151H87ZM91 149H92V151H91ZM94 149H96V150H94ZM144 149H146L145 150V152H144ZM170 149H171V151H170ZM189 151L188 153H186L187 155H184L185 153L184 152H186L187 150ZM195 149H196V152H194L195 151ZM199 149H201V150H199ZM205 149V150H204ZM211 149V150H210ZM224 149H226V151L224 150ZM86 150V151H85ZM99 150H102V151H99ZM137 152H136V151ZM143 150V151H142ZM162 150V151H161ZM169 150V151H168ZM209 150V153L207 154V151ZM7 151L12 155V156H16L17 154H18V152H19V150H18V147H16V146H8L7 147ZM17 151V152H16ZM53 151H55V152H57L58 153V155H56L57 156V158H55L54 157V154H53ZM129 153H128V152ZM135 152V153H133V152ZM159 151V152H158ZM179 151V152H178ZM183 151V152H182ZM193 151V152H192ZM202 151V152H201ZM211 151V152H210ZM224 151V152H223ZM232 151H234V152H232ZM41 152V153H40ZM59 152H64V154H63V156H61L60 158L58 157L59 156ZM83 152V153H82ZM85 152V153H84ZM93 153V155H91V153ZM96 154H95V153ZM100 152V153H99ZM119 152V153H118ZM131 152V153H130ZM151 152V153H150ZM158 152V153H157ZM164 152V153H163ZM167 152V153H166ZM169 152V153H168ZM227 152V154L225 155V153ZM247 152V153H246ZM41 154V157L39 156V154ZM106 153V154H105ZM121 153V154H120ZM128 153V154H127ZM150 153V155H148V154ZM175 153V154H174ZM193 153H195V154H193ZM205 153V154H204ZM230 153H233L234 154V156H232V154L231 155H228V154H230ZM237 153V154H236ZM246 153V154H245ZM13 154H15V155H13ZM51 154H52V156L53 157H51ZM82 154V155H81ZM89 154V155H88ZM168 154H169V157H168ZM170 154H171V156H170ZM174 154V155H173ZM197 154V155H196ZM211 154H213V155H211ZM243 154V155H242ZM260 154V155H259ZM86 155V156H85ZM103 155V156H102ZM152 155V156H151ZM154 155H157V156H154ZM164 155V156H163ZM182 155H183V157H182ZM205 155H207L208 157H206ZM228 155V156H227ZM239 155H240V157H239ZM246 155V156H245ZM248 155V156H247ZM258 155V156H257ZM40 158H39V157ZM74 156V157H73ZM90 156V157H89ZM91 156H93V157H91ZM99 156V157H98ZM123 157V158H120V157ZM129 156V157H128ZM151 156V157H150ZM166 156V157H165ZM188 156V157H187ZM196 158V159H194V157ZM204 156V157H203ZM211 156H214V157H211ZM236 156H237V158H236ZM244 156V157H243ZM44 157V158H43ZM82 157V158H81ZM88 157V158H87ZM98 157V158H97ZM105 157H106V159H105ZM124 157H125V159H124ZM160 157V158H159ZM186 159H185V158ZM193 157V158H192ZM224 157V158H223ZM226 157H228V158H226ZM242 157V158H241ZM93 160V158H94V162L91 160V159ZM148 158V159H147ZM169 158H170V160H169ZM189 160H188V159ZM191 158V159H190ZM205 158H206V160H205ZM235 158V159H234ZM239 158V159H238ZM240 158L242 159V160H240ZM244 158V159H243ZM252 158V159H251ZM81 159V160H80ZM89 159H90V161H89ZM96 159V160H95ZM98 159V160H97ZM104 160V162H101V161H103ZM119 159H121L120 161H118ZM144 159H146V160H144ZM151 159H153V160H151ZM156 159V162L154 161ZM166 159H168L169 161H167ZM175 159H176V161H175ZM202 159H204L203 161V163H202ZM38 160V161H37ZM115 161V162H113V161ZM142 160V161H141ZM164 161L163 163L162 162H160V161ZM172 160V161H171ZM181 160H183V161H181ZM215 160V161H214ZM223 160V162H221ZM244 160H246V161H244ZM73 161V163H71ZM92 161V162H91ZM125 161V162H124ZM135 161V162H134ZM150 161V162H149ZM159 161V162H158ZM166 161V162H165ZM194 161H197V162H199V163H197V162H194ZM242 161H243V163H245L244 165H243V163H242ZM45 162V163H44ZM69 162V163H68ZM83 162V163H82ZM112 164H111V163ZM141 162V163H140ZM169 162V163H168ZM170 162H172L171 164H170ZM188 162V163H187ZM201 162V163H200ZM213 162V163H212ZM217 162V163H216ZM255 162V163H254ZM60 163V166H58L57 164H59ZM68 163V164H67ZM75 163V165H73ZM88 163V164H87ZM93 163V164H92ZM94 163H98V164H100V165H98V164H94ZM116 163V164H115ZM135 163V164H134ZM143 163V164H142ZM151 164V165H149V164ZM158 163V164H157ZM173 163H176L175 165L173 164ZM179 163H180V165H179ZM183 163H185V164H183ZM221 163H223L222 164V166H221ZM247 163H250V165H247ZM64 164V165H63ZM67 164V165H66ZM81 164V165H80ZM86 164V166H84V165ZM103 164V165H102ZM106 164V165H105ZM110 164H111V166H110ZM114 164V165H113ZM117 164L119 165V166H117ZM144 166H142V165ZM155 164H157V165H155ZM163 164H164V166H163ZM166 164V165H165ZM170 165L171 167H169L168 165ZM252 164V165H251ZM255 164V165H254ZM34 165V166H33ZM87 165H89V166H87ZM93 165H95V166H93ZM116 165V166H115ZM134 165V166H133ZM161 165V166H160ZM184 165V166H183ZM199 165V166H198ZM206 165V166H205ZM228 165H230V166H228ZM244 166L243 168H242V166ZM73 167L72 169H70L71 167ZM97 166V167H96ZM107 166V167H106ZM109 166V167H108ZM137 166H139V167H137ZM218 166V167H217ZM246 166H248V167H246ZM250 166L252 167V166H254V168H253V170L250 168ZM86 167V168H85ZM99 167V168H98ZM119 167V168H118ZM133 167H135V168H133ZM153 167H154V170H152L153 169ZM157 167V168H156ZM158 167H160V169L159 170H157L158 169ZM162 167V168H161ZM163 167H164V169H163ZM167 167V168H166ZM182 167V168H181ZM186 167V168H185ZM192 167V168H191ZM221 167V168H220ZM225 167V168H224ZM230 167V168H229ZM240 167V168H239ZM77 168V169H76ZM90 168H92V171L90 170ZM96 168V169H95ZM103 168V169H102ZM107 168V169H106ZM109 168V169H108ZM116 170H115V169ZM120 168H121V170H120ZM125 168V169H124ZM140 168V169H139ZM197 169V170H195V169ZM199 168V169H198ZM204 168V169H203ZM206 168V169H205ZM220 168V169H219ZM229 168V169H228ZM244 169V171L242 170V169ZM258 168V169H257ZM137 169V170H136ZM150 169H151V171H150ZM156 169V170H155ZM172 169V170H171ZM227 169H228V171H230V172H227ZM2 170H4L3 172H2ZM18 170V171H17ZM23 170V171H22ZM31 170V171H30ZM45 170V171H44ZM71 170V171H70ZM75 170V171H74ZM117 170L119 171V172H117ZM167 170V171H166ZM170 170V171H169ZM193 170V171H192ZM255 170H258V171H255ZM6 171H8V172H10V173H8V172H6ZM102 171V172H101ZM113 171H116V172H113ZM152 171H154V172H152ZM160 173H159V172ZM185 171V172H184ZM195 171H197V174H196V172ZM223 171V172H222ZM233 171V172H232ZM255 171V172H254ZM261 171V172H260ZM5 172V173H4ZM31 172V173H30ZM52 172V173H51ZM59 172V173H58ZM73 172V173H72ZM76 172V173H75ZM79 172V173H78ZM99 172V173H98ZM158 172V173H157ZM169 172V173H168ZM172 172V173H171ZM182 172V173H181ZM184 172V173H183ZM218 174H217V173ZM228 173V174H226V173ZM260 172V173H259ZM17 173H20V174H17ZM39 173V174H38ZM85 173H86V175L89 177L90 175V177L88 178L87 176H85ZM91 173V174H90ZM109 173H110V175H109ZM148 173V174H147ZM157 173V174H156ZM164 173V174H163ZM166 173L167 174H169V175H166ZM195 173V175H193ZM220 173H221V176H223V177H221V181H220V179H219V177H220ZM226 175H225V174ZM250 173V174H249ZM253 173V174H252ZM256 173V174H255ZM258 173V174H257ZM6 174H7V176H6ZM54 174V175H53ZM55 174L57 175V178H58V180L56 181V176H55ZM62 174V175H61ZM90 174V175H89ZM122 176H121V175ZM155 174V175H154ZM212 174H214V175H212ZM245 174V175H244ZM252 174V175H251ZM16 175V176H15ZM41 175V176H40ZM44 175V176H43ZM53 175V176H52ZM71 175H72V177H71ZM81 175H83L84 177H82ZM115 175V176H114ZM117 175H118V177H117ZM125 175V179H124V176ZM164 175V176H163ZM182 177H181V176ZM198 175V176H197ZM231 175H232V178H231ZM250 175H251V177H250ZM253 175H254V177H257V176H259V177H257L256 179H254V177H253ZM12 176V177H11ZM49 176V177H48ZM62 176V177H61ZM76 176V177H75ZM127 176V177H126ZM212 176V177H211ZM215 176V177H214ZM8 178V180H7V178ZM22 177V178H21ZM24 177V178H23ZM36 177V178H35ZM39 177V178H38ZM94 177V178H93ZM109 177V178H108ZM161 177H163V178H161ZM181 177V178H180ZM193 177V178H192ZM226 177V178H225ZM236 177V178H235ZM31 178V179H30ZM45 178V179H44ZM61 178V179H60ZM69 178V179H68ZM72 180H71V179ZM88 178V179H87ZM127 178V179H126ZM164 178H165V180H164ZM167 178V179H166ZM170 178V179H169ZM176 178H177V180H176ZM217 178V179H216ZM10 179H11V181H10ZM24 179V180H23ZM41 179V180H40ZM59 179H60V181H59ZM62 179H64V182H63V180ZM67 179V180H66ZM76 179V180H75ZM82 179V181H80ZM96 179V180H95ZM122 179V180H121ZM149 179V180H148ZM151 179V180H150ZM163 179V180H162ZM183 179V180H182ZM193 179V180H192ZM214 179V180H213ZM253 179V180H252ZM260 179V181H258ZM14 180V181H13ZM19 180H21V182L19 181ZM24 182H23V181ZM26 180V181H25ZM40 182H39V181ZM46 180H48V181H46ZM62 180V181H61ZM78 180V181H77ZM109 180H111V181H109ZM113 180V181H112ZM126 180V181H125ZM128 180V181H127ZM152 180H154V181H152ZM170 180V181H169ZM189 180V181H188ZM255 180V182H253ZM256 180L259 182H257L256 183ZM262 180V181H261ZM10 181V182H9ZM36 181V182H35ZM49 181H50V183H49ZM54 181V182H53ZM59 181V182H58ZM90 181V182H89ZM94 181V182H93ZM142 181V182H141ZM146 181V182H145ZM150 181V182H149ZM194 181V182H193ZM212 181V182H211ZM215 181V182H214ZM230 183H228V182ZM231 181H232V183H231ZM234 181V182H233ZM7 182H8V184H7ZM14 182V183H13ZM35 182V183H34ZM45 182V183H44ZM57 182V183H56ZM86 182V183H85ZM112 182V183H111ZM123 182L125 183V184H123ZM170 183V184H167V183ZM177 182V183H176ZM187 182V183H186ZM220 182H221V185H220ZM244 182V183H243ZM0 183V184H1ZM13 183V184H12ZM18 183V184H17ZM47 183V184H46ZM53 183V184H52ZM62 183V184H61ZM67 183V184H66ZM127 183V184H126ZM130 183V184H129ZM141 184V185H139V184ZM146 183H148V184H146ZM153 185H152V184ZM164 183H166V184H164ZM180 183V184H179ZM194 183V184H193ZM229 184L228 186L226 185V184ZM251 183H253V185L251 184ZM10 184H12V185H10ZM21 184V185H20ZM32 186H31V185ZM42 184H44V186L42 185ZM61 184V185H60ZM84 184V186H82ZM118 184V185H117ZM136 184V185H135ZM146 184V185H145ZM164 185V186H159V185ZM172 184V185H171ZM186 184V185H185ZM212 184H214V185H212ZM254 184H256V185H254ZM260 184V186L263 188V189H261L258 185ZM262 184V185H261ZM33 185H35V186H33ZM40 185H41V189H40ZM51 185V186H50ZM55 185V186H54ZM139 185V186H138ZM165 185H166V187H165ZM169 185V186H168ZM171 185V186H170ZM189 185H192V186H190L189 187ZM195 185H197V186H199V187H196ZM204 185V186H203ZM224 185V186H223ZM17 186H18V188H17ZM22 186V187H21ZM26 186V187H25ZM45 186H46V188H45ZM59 186V187H58ZM61 186V187H60ZM63 186V187H62ZM70 186H71V188H70ZM74 186V187H73ZM116 186V187H115ZM136 186V187H135ZM145 186V187H144ZM153 186H155L154 188H152ZM173 186V187H172ZM200 186H203V187H200ZM211 186V187H210ZM222 186H223V188H222ZM233 186V187H232ZM77 187V188H76ZM142 187V188H141ZM163 187V188H162ZM169 187L171 188L170 189V191H167V190H169ZM194 187H196V188H194ZM205 187V188H204ZM206 187H207V191L209 190L210 192H206ZM221 187V188H220ZM225 187V188H224ZM228 187H229V189H228ZM17 188V189H16ZM27 188V189H26ZM37 188L39 189V190H37ZM48 188H49V190H48ZM52 188H54V189H52ZM67 188V189H66ZM73 188V189H72ZM84 190H83V189ZM114 188V189H113ZM165 188H166V190H165ZM176 188V189H175ZM179 188H180V190H179ZM192 188H194V189H192ZM200 188V189H199ZM209 188V189H208ZM216 188V189H215ZM218 188H220L221 190L220 191H222L223 190V194H221L222 192H217L219 189ZM231 188V189H230ZM256 188V189H255ZM14 189H16V190H14ZM36 189V190H35ZM45 189V190H44ZM51 189H52V191H51ZM58 189V190H57ZM60 189V190H59ZM74 189H76V190H74ZM109 189V190H108ZM144 189V190H143ZM151 191V192H149V190ZM173 189L175 190V191H177L176 193H173V192H175V191H173ZM186 189H188V190H186ZM195 189H197V190H199L201 193H199L197 190H195ZM226 189V190H225ZM232 189H234V190H232ZM28 190L30 191V192H28ZM55 190V191H54ZM70 190V191H69ZM156 190H158V192L156 191ZM163 190V191H162ZM190 190V191H189ZM215 190V191H214ZM229 190V191H228ZM20 191H21V193H20ZM38 191V192H37ZM51 191V192H50ZM63 193V195H64V197H63V195H62V193ZM69 191V192H68ZM117 191V192H116ZM161 191V192H160ZM172 191V192H171ZM196 191V192H195ZM225 191H226V193H225ZM232 191V192H231ZM28 192V193H27ZM40 192V193H39ZM42 192L43 193H46L47 195H53L54 194V196L53 197H55V198H52L51 197V199H47L48 201H49V203H48V201L47 200H42V199H46V196L45 197H42L41 195H42ZM53 192V193H52ZM60 192V193H59ZM66 192H68V193H66ZM105 192V193H104ZM143 192V193H142ZM152 192H155V193H152ZM170 192H171V194H170ZM193 192V193H192ZM214 192V193H213ZM217 192V193H216ZM228 192V193H227ZM255 192V193H254ZM22 194L21 196H20V194ZM74 195H73V194ZM145 193V194H144ZM161 193H164V194H161V195H163V196H160V194ZM199 193V194H198ZM206 193H207V195H206ZM209 193H212V195L210 196V195H208ZM220 193V194H219ZM234 193H236V194H234ZM254 193V194H253ZM36 194V195H35ZM40 194V195H39ZM57 194H61L62 195V197H61V199H60V197H58L57 196ZM78 194V195H77ZM149 194V195H148ZM155 194V195H154ZM158 196H157V195ZM171 196H170V195ZM172 194H174V196L176 195V194H178V196L176 195V199H174V196L172 195ZM184 194H185V196L187 197H185L184 196ZM202 194H204L205 195V197H207V196H209L208 198H205L204 197V195H202ZM213 194L215 195H217V197L218 198H216V195H215V198H214V196H213ZM25 195V196H24ZM31 195H33V196H31ZM66 195V196H65ZM68 195V196H67ZM104 195V196H103ZM143 195H145V196H143ZM150 195H152V196H150ZM169 197H168V196ZM197 195V196H196ZM220 197H219V196ZM222 195H224V197L222 198ZM226 195V196H225ZM27 196L29 197L30 196V198H28L27 199ZM37 196H38V198H37ZM79 196V197H78ZM83 196V197H82ZM97 196V197H96ZM125 196V197H124ZM148 196V197H147ZM181 196H183V198L181 197ZM190 196V197H189ZM195 198H194V197ZM200 196H201V199H200ZM240 196V197H239ZM25 197V198H24ZM33 197H35V198H33ZM69 197V198H68ZM150 197V198H149ZM155 198V199H152V198ZM157 197V198H156ZM165 197V198H164ZM171 197V198H170ZM179 197V198H178ZM185 197V198H184ZM203 197V198H202ZM74 198V199H73ZM77 198V199H76ZM100 198V199H99ZM170 198V199H169ZM185 199V200H182V199ZM210 198H212V199H210ZM24 199V201H22ZM33 201H32V200ZM38 199V200H37ZM42 201H40V200ZM60 199V200H59ZM129 199V200H128ZM152 199V200H151ZM174 199V200H173ZM180 199V201H178ZM188 199V200H187ZM210 199V200H209ZM25 200H26V202H25ZM52 200V201H51ZM72 200V201H75V200H77L76 202H77V204H76V202L73 204L72 203V201H71V203H69L70 201ZM132 201V203H131V201ZM165 200V201H164ZM182 200V201H181ZM191 200V201H190ZM209 202H208V201ZM211 200H215V201H213V202H211ZM40 201V202H39ZM55 201V202H54ZM58 201V202H57ZM79 201H81V202H79ZM84 201V202H83ZM97 201V202H96ZM99 201V202H98ZM101 201V202H100ZM104 201V202H103ZM137 201V202H136ZM165 203H164V202ZM172 203H171V202ZM184 201V202H183ZM207 201V202H206ZM217 201V202H216ZM30 202H32V203H30ZM36 202H38V203H36ZM48 204H47V203ZM51 202V203H50ZM88 202V203H87ZM96 202V203H95ZM170 202V203H169ZM178 202V203H177ZM205 202H206V204H205ZM27 205H26V204ZM35 203H36V206H35ZM39 203H42V204H39ZM44 203V204H43ZM53 203L54 204H57V205H53ZM86 203V204H85ZM118 203V204H117ZM162 203V204H161ZM166 203H168V204H166ZM181 203H183V205L185 206H183ZM191 203V204H190ZM207 203H210V204H208L207 205ZM211 203H212V205H211ZM30 204H31V206H30ZM45 204H47L48 205V208H46L47 207V205H45ZM51 204V205H50ZM59 204V205H58ZM63 204V205H62ZM65 204V205H64ZM72 204V205H71ZM161 204V205H160ZM190 204V205H189ZM214 204V205H213ZM22 205V206H21ZM42 206V207H40L42 210H39L40 208H39V206ZM51 207H50V206ZM80 205V206H79ZM92 205V206H91ZM157 205H159V206H157ZM177 205H179L178 207H177ZM210 205V206H209ZM23 206H25V208L23 207ZM29 208H28V207ZM33 206V207H32ZM45 206V207H44ZM55 206V207H54ZM61 206H63L62 207V210H61ZM71 206V207H70ZM73 206H76V207H78V208H76V207H73ZM163 206V207H162ZM176 206V207H175ZM183 206V207H182ZM206 206H208V207H206ZM53 207H54V209H53ZM57 207H59V208H57ZM68 209H67V208ZM86 207L88 208V210L89 211H87V209H86ZM156 207V208H155ZM159 207L161 208V212L159 211ZM173 207V208H172ZM180 207V208H179ZM51 208V209H50ZM66 208V209H65ZM82 209V211H81V209ZM91 208V209H90ZM98 208V209H97ZM101 208V209H100ZM116 208V209H115ZM163 208V209H162ZM181 210V211H179V209ZM28 209V210H27ZM49 211H47V210ZM50 209V210H49ZM59 209V210H61V211H57V210ZM73 209V210H72ZM75 209V210H74ZM86 209V210H85ZM95 209V210H94ZM100 209V210H99ZM126 209V210H125ZM186 211H185V210ZM30 210V211H29ZM36 210H39V212L38 211H36ZM47 211V214H46V211ZM53 210V211H52ZM157 210V211H156ZM165 211V212H163L162 213V211ZM41 211H42V213H41ZM66 211H68V212H70V213H68V212H66ZM87 211V212H86ZM99 211V212H98ZM103 211V212H102ZM108 211V212H107ZM154 211H155V213H154ZM175 212V214H174V212ZM177 211H179L178 213H177ZM26 212V213H25ZM36 212L37 213H39L38 215L36 214ZM55 212V213H54ZM58 212L60 213V214H58ZM157 212H160V213H157ZM167 212V213H166ZM22 213V214H21ZM23 213H25V215L23 214ZM28 213V214H27ZM33 213H34V215H33ZM44 213V214H43ZM54 215H56V216H54ZM66 213V214H65ZM85 213V214H84ZM91 213H93V214H91ZM97 213V214H96ZM110 213V214H109ZM156 213L157 214H159V215H156ZM12 214V213H11ZM27 214V215H26ZM32 214V215H31ZM41 214H42V216H41ZM112 214V215H111ZM46 215V216H45ZM53 215V216H52ZM60 215V216H59ZM68 215V216H67ZM93 215V216H92ZM97 215H98V217H97ZM154 215V216H153ZM24 216V217H23ZM31 216V217H30ZM44 216V217H43ZM60 218H59V217ZM62 216V217H61ZM67 216V217H66ZM90 218H89V217ZM30 217V218H29ZM38 217V218H37ZM46 217V218H45ZM51 217V218H50ZM70 217V218H69ZM80 217H82L81 219H80ZM84 217V218H83ZM88 217V218H87ZM106 217V218H105ZM24 218V219H23ZM48 218V219H47ZM57 220H56V219ZM30 221H29V220ZM35 221H34V220ZM36 219H37V221H36ZM101 219H102V221H101ZM40 220V221H39ZM48 220V221H47ZM78 220V221H77ZM25 221V222H24ZM26 221H27V223H26ZM44 221V222H43ZM98 221V222H97ZM29 222V223H28ZM37 222V223H36ZM106 222V223H105ZM24 223H25V225H24ZM45 223V224H44ZM49 223V224H48ZM47 224V225H46ZM26 226V227H25ZM31 228H30V227ZM45 227V228H47V227H49V228H47V229H44L43 227ZM50 226H51V228H53V229H51L50 228ZM29 227V228H28ZM37 227H40L39 229L37 228ZM26 228H28V229H26ZM32 228H34V229H32ZM43 228V229H42ZM51 229V230H50ZM26 230H28V231H26ZM26 232V233H25ZM32 232H33V234H32Z\"/></svg>",
    "mask_w": 264,
    "mask_h": 264
},
{
    "label": "bare ground",
    "instance_id": "bare-ground-1",
    "mask_svg": "<svg viewBox=\"0 0 264 264\" xmlns=\"http://www.w3.org/2000/svg\"><path fill=\"white\" fill-rule=\"evenodd\" d=\"M35 1L36 0H34V3H35ZM38 1H40V0H38ZM43 3H46V2H48V0L46 1V0H41ZM44 1H46V2H44ZM52 2H54L53 0H51ZM84 1H86V3L88 2V6L87 7H89L90 5H89V3H90V1L91 0H89V1H87V0H84ZM100 1V0H99ZM138 1V0H137ZM136 1V2H137ZM145 1H150L152 4H154V5H157V3L155 4V2L157 1V0H144V2L143 3H141V4H143V5H145L146 3H145ZM160 1V0H159ZM158 1V2H159ZM164 3H162L163 4V7L166 5V7L167 6H170L169 5V3H168V0H162ZM213 0H189L188 1V8L186 9V10H184L183 12H181V11H179V9L177 10V12L179 13L180 12V14H176V16H175V18L176 19H181L182 20V18L184 19V21H187V22H190L191 24L189 25L190 26V39H186V40H190V41H192V44L194 45V47H195V51L194 52H191V50H189V49H187L186 48V46H185V44H184V41L183 40H181V39H179L178 37H175V38H166V40L163 42V44H162V49H160L159 48V50H157V48L156 47H151V46H149L148 45V43L146 42V39H144V35L143 34H141V33H139V31H134L135 33H134V37L132 38V33H131V31H130V28H129V26H128V23H127V21L129 20V19H131L132 18V16H131V14H130V10L129 11H119V12H117L116 11V9H113V10H115L114 12L116 13V14H118V16L114 13V15H116V17H119V19L122 21L121 23L125 26L126 25V28L124 29V28H120L121 30L123 29L124 30V33L122 32V36H115V38L116 39H110V41L108 42V44H109V46L111 47V48H114V54L112 55V64H113V66H112V68L111 67H108L107 66V68H111L110 70H107L106 72H104V74H103V72H102V75H104V80H105V84H106V86L107 87H109V85H111L110 87V89L108 88V97H107V99L109 98V95H110V97H113L114 96V91H115V94H116V92H117V94H118V91H116V89L118 90V88H122L121 89V91L120 92H122L121 94H122V97L124 98V100H122V101H124V103H125V105L126 106H124L125 107V109H127L125 112L126 113H128L129 115H128V117L131 119V121H132V119H135V118H137V120L139 121V119L140 118H142L145 114H147L146 113V103L144 102V100L142 101V99H143V97H142V99H139L140 100V102L139 103H137L139 100L137 99V97L139 98V96L140 95H138L137 97H136V94H135V92H136V90H135V86L133 85V83L136 81H140L141 80V83L146 87V90H148V91H150V93H154V92H157L158 90H157V88L155 87V83L157 82L153 77L154 76H156V75H159L158 73H160V74H162V75H164V77L165 76H167V74H172V72L173 71H171V73L169 72V64H171L170 62H177V65H179V67H180V69H182L181 71H183V70H185V68L187 69V67H189V66H193V68H194V70L195 71H197L198 73H201L202 71L203 72H205L208 76V78H209V81L211 80V85L214 87H212L210 84H208V82H207V84L209 85V87L207 88L208 89V93H210V94H212L213 95V93L215 94L216 92V89L218 88V87H216V89H215V86H222L223 84H222V82L224 83V82H227V83H231V85H232V87H231V90L234 92L233 94H231L230 96H228L227 95V91H226V88L224 89L223 87H222V90L224 89L225 90V97L226 98H228L229 99V101H235L236 100V98H238V97H240V95L241 94H250V96H251V98H250V96H249V98L251 99V102H250V100H249V103H251V106L252 107H256L257 108V110L258 111H260V112H262L263 114H264V0H258V2H260L259 4H260V12L259 11H257L259 8H255L256 10L255 11H253V9H251V8H253V7H255L256 5L254 4L255 3V0H235L234 2H232V5H231V10L233 11V12H237V14H239L240 15V22L238 23V24H236V26H229L228 24H226L225 23V25H224V27L222 26V24L220 23V21H217L218 19L216 18V16H215V13L212 11V7H213V5H210V3L212 2ZM29 2H30V0H29ZM37 2V1H36ZM52 2H51V4H52ZM56 2V1H55ZM123 2V1H122ZM127 2H129V0H127ZM126 2V3H127ZM133 2V1H132ZM131 1H130V3H132ZM135 2V3H136ZM142 2V1H141ZM208 2V3H207ZM257 2V1H256ZM27 3V2H26ZM40 3V2H39ZM78 2L76 1V2H74L73 4H77ZM107 3V2H106ZM105 3V4H106ZM116 3H117V1H116ZM121 3V2H120ZM125 3V2H124ZM125 3V5L126 6H128V4H126ZM134 2H133V4H135ZM137 3H139V2H137ZM145 3V4H144ZM27 4H29V3H27ZM27 4H26V6L25 7H27ZM31 4H32V2H31ZM30 4V5H31ZM47 4V3H46ZM65 4H67V3H65ZM93 4V3H92ZM119 4V3H118ZM214 4H216V3H214ZM33 5H35V4H33ZM45 5V4H44ZM43 5V6H44ZM116 5V4H115ZM121 5V4H120ZM124 4H122L121 5V7H126ZM131 5V4H130ZM137 5V4H136ZM135 5V6H136ZM140 5V4H139ZM143 5L141 6V7H143ZM153 5V6H154ZM210 5V6H209ZM254 5V6H253ZM29 6V5H28ZM35 6H37V5H35ZM50 6V5H49ZM107 6V5H106ZM132 6V5H131ZM134 6V5H133ZM135 6H134V8H135ZM162 6V5H161ZM160 6V7H161ZM212 6V7H211ZM45 7V6H44ZM51 7V6H50ZM49 7V8H50ZM62 7V6H61ZM100 7V6H99ZM98 7V8H99ZM146 7V6H145ZM145 7H144V9H145ZM148 7V6H147ZM151 7V6H150ZM157 7H158V5H157ZM210 7V8H209ZM215 7V6H214ZM213 7V8H214ZM258 7V6H257ZM29 8H32V6L30 7L29 6ZM28 7L26 8V9H29ZM33 8H35L34 6H33ZM37 8H38V6H37ZM41 8V7H40ZM90 8H93L92 6L90 7ZM106 8V7H105ZM109 8V7H108ZM127 8V7H126ZM136 8H137V6H136ZM140 8V7H139ZM165 8V7H164ZM164 8H162V10L164 11ZM216 8H217V6H216ZM51 9H52V7H51ZM120 9V8H119ZM143 9V10H144ZM157 9V8H156ZM161 9V8H160ZM166 9V8H165ZM46 10V9H45ZM61 10V9H60ZM99 10H102V9H100L99 8ZM106 10V9H105ZM108 11H107V14L106 15H108L109 13H111L112 12V10H110V8L109 9H107ZM111 12H110V11ZM127 10H128V8H127ZM168 10V9H167ZM15 11V10H14ZM30 11H31V9H30ZM29 11V14L30 13H32V12H30ZM34 11H38L37 9L36 10H34ZM57 10H55V12H56ZM68 11H69V9H68ZM24 12V11H23ZM39 12H40V9H39ZM48 12V11H47ZM55 12H53V13H55ZM57 12H60L59 10L57 11ZM92 12V11H91ZM109 12V13H108ZM133 12H135V11H133ZM138 12H140V11H138ZM138 12H137V14H138ZM165 12H166V10H165ZM16 13V12H15ZM21 13V12H20ZM28 12L26 11L25 12V14H27ZM77 13H78V11H77ZM17 14V13H16ZM24 14V13H23ZM32 14H34V13H32ZM36 14V13H35ZM34 14V15H35ZM44 14H46V12L44 11ZM61 14H63V13H61ZM134 14V13H133ZM166 14V16L168 17V15H170L169 13H168V15H167V12L165 13ZM220 14H221V11H220ZM22 15V14H21ZM21 15H19V16H21ZM43 15V14H42ZM54 15V14H53ZM52 15V16H53ZM59 15V14H58ZM64 15H65V13H64ZM71 15V14H70ZM101 15V14H100ZM105 15V16H106ZM110 15V14H109ZM111 15H113L112 13H111ZM161 15H163V12H162V14ZM178 15V16H177ZM223 15V14H222ZM18 16V18H21V17H19ZM27 16V15H26ZM37 16V15H36ZM38 16H40V14L38 15ZM66 16V15H65ZM164 16V15H163ZM171 16V15H170ZM28 17H29V15L27 16V19H28ZM32 17H34V16H32ZM43 17H45V16H43ZM49 18H50V16H48ZM48 17H46L47 18V20H48ZM55 17V16H54ZM64 17V16H63ZM97 17V16H96ZM101 17V16H100ZM100 17H98V19L100 18ZM110 17V16H109ZM114 17V16H113ZM136 18H138L137 16H135ZM134 17V18H135ZM218 17V16H217ZM226 17V16H225ZM225 17H223V18H225ZM40 18H41V16H40ZM39 18V19H40ZM60 19H61V17H59ZM58 18V19H59ZM68 18H69V16H68ZM84 18H85V15H84ZM135 18V19H136ZM171 18H173V21H174V16H171L170 17V22L172 21L171 20ZM221 18V17H220ZM219 18V19H220ZM30 19V18H29ZM44 19V18H43ZM56 19V18H55ZM66 19V18H65ZM65 19H63V22H65L64 20ZM69 19H71V18H69ZM24 20V19H23ZM57 20V19H56ZM115 20H117V19H115ZM139 20V19H138ZM166 19H164V21H165ZM32 21V20H31ZM41 21H42V19H41ZM45 21V20H44ZM53 21H55V20H53ZM67 21V20H66ZM102 21V20H101ZM118 21V20H117ZM134 21H136V20H134ZM172 21V22H173ZM5 22V21H4ZM19 22V21H18ZM27 22V21H26ZM45 22H47V21H45ZM105 22V21H104ZM114 22V21H113ZM22 23V22H21ZM25 23V22H24ZM23 23V24H24ZM42 23V22H41ZM53 23H55V22H52V24ZM58 23V22H57ZM61 23V22H60ZM72 23V22H71ZM71 23H68V24H71ZM103 23V22H102ZM110 23V22H109ZM108 23V24H109ZM175 23V22H174ZM17 24V23H16ZM27 24V23H26ZM37 24V23H36ZM43 24V23H42ZM48 24H50L49 22H48ZM48 24H46V25H48ZM52 24H50V26H52ZM62 24V23H61ZM110 24H112V23H110ZM109 24V25H110ZM118 24H119V22H118ZM121 24V25H122ZM33 25V24H32ZM31 25V26H32ZM44 25V24H43ZM43 25H40V27L42 26L43 28H44V30H45V27L43 26ZM58 25V24H57ZM77 25H79V24H77ZM103 25V24H102ZM106 24H104V26H105ZM121 25H120V27H121ZM122 25V26H123ZM134 25H136V24H134ZM142 25V24H141ZM30 26V25H29ZM35 26V25H34ZM60 24H59V28L58 29H62V28H60ZM69 26V25H68ZM76 26V25H75ZM103 26V27H104ZM41 27V28H42ZM48 27V26H47ZM58 27V26H57ZM64 28L66 27L67 28V25H64L63 26ZM70 27L72 28V26L70 25ZM80 27V26H79ZM111 27V26H110ZM113 27H115V25L113 26ZM117 27V26H116ZM143 27V26H142ZM1 28V27H0ZM16 28V27H15ZM25 28H26V26H25ZM48 28H50V27H48ZM52 28V27H51ZM53 28H55V26H53ZM63 28V29H64ZM69 28V27H68ZM106 28V27H105ZM112 28V27H111ZM119 28V26L117 27V30H119V31H121L120 29H118ZM38 29H40V28H38ZM47 29V28H46ZM56 29V31H57V28H55ZM73 29V28H72ZM104 29V28H103ZM107 29H108V27H107ZM115 29V28H114ZM141 29V28H140ZM1 30V29H0ZM17 30V29H16ZM20 30H21V28H20ZM25 30V29H24ZM28 30V29H27ZM68 30V29H67ZM71 30V29H70ZM79 30V29H78ZM143 30V29H142ZM4 31V30H3ZM8 31V30H7ZM13 31V30H12ZM23 31V30H22ZM34 31V30H33ZM32 31V32H33ZM53 31H55V30H53ZM59 31V30H58ZM69 31V30H68ZM67 31V32H68ZM77 30L75 29V32H76ZM85 31V30H84ZM83 31V32H84ZM98 31V30H97ZM96 31V32H97ZM21 32V31H20ZM26 32V31H25ZM39 32V31H38ZM38 32H34L36 35L38 34ZM43 32V31H42ZM45 32V31H44ZM63 32V31H62ZM70 32V31H69ZM74 32V33H75ZM78 32L80 33V32H82V31H77L76 33L78 34ZM110 32V31H109ZM12 33V32H11ZM15 33V32H14ZM29 33V32H28ZM30 33H31V31H30ZM71 33V32H70ZM102 33H105L104 32V30H103V32ZM119 33V32H118ZM117 33V34H118ZM16 34V33H15ZM18 34H20V33H18ZM26 34V36H27V32L25 33ZM42 34V33H41ZM67 33H65V35H66ZM109 34V33H108ZM114 34V33H113ZM120 34V33H119ZM14 35V34H13ZM23 35V34H22ZM31 35V34H30ZM33 35V34H32ZM31 35V36H32ZM35 35V36H36ZM45 35H46V33H45ZM44 35V36H45ZM56 35H58V37L61 35V33L60 32H58V33H55V32H52V30L51 31H48V33H47V36L50 38V40H49V42L47 41V44H45V42H43V41H39V40H35L34 38L35 37H33V39H31V41L32 40H34L32 43H30L31 44V47H28V46H26L25 48L26 49H28V50H26V49H24L23 48V57L22 56H20V54H18V52L19 51H16L17 52V54H15V52L13 53V55H15L14 56V58L12 57V56H10L11 55V53L10 52H12V50L14 49H12V50H10V52H8V53H10V57H12V59H11V61H10V63L12 62V73H11V75H12V77L10 76V82L8 81V89L10 90V94H12L13 96H15V98H17V99H19V101L21 100L24 104H25V106H26V104H35L36 105V103L39 101V102H42L43 103V108H44V110H43V112H40V114L38 115V120H37V122L39 123V121L41 122L42 121V123L43 124H47V125H50V126H52L51 125V123L49 124V122H53L54 124H56L57 126H58V129H59V131H60V129L62 128L63 129V127H61V128H59V126H63V125H65L66 124V126H67V121H69L68 119H70L71 118V114H73V112L75 113V111L76 110H74L73 111V109H76V107H78V109H79V107L81 106V105H84L83 104V102H85V99H86V97H87V99H90L91 100V98L93 97V96H91V95H89V96H91V97H89L88 95H87V90H88V92H89V89H92L91 87L93 86H89L90 88H88V89H83V90H86L85 91V94H86V96H84V95H81L80 93H78L80 90H81V88L79 89V91L78 90H76V88L74 87V85H73V83H69V82H66L65 80H63L64 79V77L63 76H65V74L63 75V76H60L61 78L63 77V79H62V81H60L59 80V84L58 85H52V84H54V83H52V80L54 79V77H53V75H50V77H49V82H47V83H45V84H41V81L40 82H38V81H36V78H34V75H35V72L33 71V69H31V68H29V67H25V65L24 66H22L21 65V61H23L22 59H24V61L26 60V59H29L28 58V56L26 57V59L24 58L26 55H25V52H26V54L28 53L27 51H29V49H31V52L32 51H35V54L37 55V57H35V58H38L40 55H42V54H48L49 55V57L50 56H53V57H50V59L52 58V64H53V60H56V58H55V53L54 54H51V53H53V51H56V48H55V46H54V44L52 43L53 42V40H55L54 39V37H56ZM68 35V34H67ZM80 35V34H79ZM81 35H82V33H81ZM87 35V34H86ZM86 35H84L83 34V36H81L82 38L85 36V38H87L88 36H86ZM96 35V34H95ZM103 36H104V34H102ZM101 35V36H102ZM106 35V34H105ZM110 35V34H109ZM128 35H129V37H128ZM2 36V35H1ZM0 36V37H1ZM9 36V35H8ZM92 36V35H91ZM99 37H100V35H98ZM97 36V37H98ZM106 36H108V35H106ZM3 37H5L4 36V34H3V36H2V39H4ZM10 37V36H9ZM37 37V36H36ZM46 37V36H45ZM47 37V38H48ZM70 37V36H69ZM81 37H79V36H77V39L78 38H81ZM108 37H110V36H108ZM112 37V36H111ZM110 37V38H111ZM127 37V38H126ZM6 39H5V41L6 42H8L7 41V37H5ZM20 37H18V39H19ZM26 40L27 39H29V38H26V37H24ZM48 38V39H49ZM65 38H67V37H65ZM104 40H105V38L104 37H102ZM149 38V37H148ZM189 38V37H188ZM15 39V38H14ZM17 39V40H18ZM47 39V40H48ZM63 39V38H62ZM68 39V41H70L69 40V38H67ZM67 39H65V41L67 40ZM91 39V38H90ZM103 39H101L100 38V40H99V42L100 43H102L101 42V40H103ZM9 40V39H8ZM16 40V39H15ZM15 40H14V42H15ZM16 40V41H17ZM19 40H23V39H19ZM30 40V39H29ZM71 40H73L72 38H71ZM81 40V39H80ZM82 40H84V39H82ZM86 40V39H85ZM103 40V41H104ZM150 40V39H149ZM3 41V40H2ZM28 41V40H27ZM57 41V40H56ZM63 40H61V42H62ZM74 41V40H73ZM73 41H71L72 42V45L73 44H75V43H73ZM78 41V40H77ZM95 41H97V40H95ZM152 41V40H151ZM6 42H3V43H6ZM22 42V41H21ZM20 42V43H21ZM23 42H24V40H23ZM22 42V43H23ZM30 42V41H29ZM59 43H61L60 41H58ZM79 42H82V41H79ZM99 42H98V44H99ZM106 42V41H105ZM104 42V43H105ZM120 42V44H124V45H118V43ZM150 42V41H149ZM2 43V42H1ZM0 43V44H1ZM3 43H2V45H3ZM10 43V42H9ZM9 43H8V45H9ZM64 43V42H63ZM78 43V42H77ZM92 43H93V45H94V41H92ZM91 43V44H92ZM97 43V42H96ZM212 43H214L215 44V47L213 46V44ZM15 44V43H14ZM17 44V43H16ZM18 44H19V41H18ZM17 44V45H18ZM25 44H27V43H25ZM29 44V43H28ZM27 44V45H28ZM29 44V45H30ZM97 44V45H98ZM5 45V44H4ZM3 45V46H4ZM17 45H15V46H17ZM61 45H63L62 43H61ZM66 45V44H65ZM69 44L67 43V45H66V47L68 46ZM71 45V44H70ZM71 45V46H72ZM77 45H79V44H76L75 45V47H73L74 48V50L75 49H79L82 45H84L83 43H82V45L80 46H78V48L76 47ZM101 45V44H100ZM106 45V44H105ZM20 46V45H19ZM58 46V45H57ZM60 46V45H59ZM64 46V45H63ZM85 46V45H84ZM87 46V45H86ZM85 46V47H86ZM102 46V45H101ZM100 46V47H101ZM153 46V45H152ZM5 47V46H4ZM62 47V46H61ZM65 47V46H64ZM83 47V46H82ZM104 47V46H103ZM194 47H192V48H194ZM10 48V47H9ZM17 48H18V46H17ZM59 49V53H60V47H58ZM68 49V52H69V50H71V51H74L73 50V48H71L70 47V49H69V46L67 47ZM93 48H94V46H93ZM110 48V49H111ZM156 48V49H155ZM1 49H3V47L1 48ZM5 49V48H4ZM6 49H8V47H6ZM65 50H66V48H64ZM64 49H62L63 51H65ZM83 49H84V47H83ZM86 49V48H85ZM89 49H91V50H94V49H92V47L90 48L89 47ZM96 49H97V46H96ZM98 50H99V48H98ZM5 51V50H4ZM14 51V50H13ZM79 51V50H78ZM85 51V50H84ZM94 51H96V50H94ZM100 51V50H99ZM2 52V51H1ZM20 52H22V51H20ZM19 52V53H20ZM51 52V53H50ZM57 52V51H56ZM86 52H87V50H86ZM89 52H91V51H89ZM32 53H34V52H32ZM61 53H62V51H61ZM60 53V54H61ZM75 53V52H74ZM76 53H77V50H76ZM78 53H80V52H78ZM82 53H83V51H82V49H81V54L79 55L80 57L79 58H81V56H82ZM97 53V52H96ZM51 54V55H50ZM63 54H66V52L65 53H63ZM84 54V53H83ZM89 54V53H88ZM93 54V53H92ZM101 54V53H100ZM99 54V55H100ZM104 55H105V53H103ZM111 54H112V51H111ZM110 54V55H111ZM3 55V54H2ZM4 55H6V53L4 54ZM8 55V54H7ZM6 55V56H7ZM70 55H71V53H70ZM87 55V54H86ZM216 55H218L217 57H218V60L216 59ZM5 56V57H6ZM35 56V55H34ZM34 56H33V58H34ZM85 56V55H84ZM89 57H90V55H88ZM101 56V55H100ZM106 56H107V54H106ZM8 57V56H7ZM47 57V56H46ZM59 57V56H58ZM57 57V58H58ZM67 57V56H66ZM70 57V56H69ZM69 57H67V58H69ZM93 57H95V56H93ZM102 57V56H101ZM108 57V56H107ZM110 57V56H109ZM4 58V57H3ZM34 58V62H36L37 60ZM61 58V57H60ZM78 58V59H79ZM111 58V57H110ZM1 59V58H0ZM5 59H7V58H5ZM9 59V58H8ZM73 59H75L74 58V56H73ZM90 58H88V60H89ZM95 59H98V58H95ZM102 59V58H101ZM105 59V58H104ZM31 60V61H32ZM36 60V61H35ZM61 60H63V59H61ZM64 60H65V58H64ZM69 61L71 60V58H69L68 59ZM77 60V59H76ZM82 60H83V58H82ZM0 61H2V60H0ZM9 61V60H8ZM28 61V60H27ZM31 61H29V62H31ZM40 61H42V60H40ZM69 61H66L67 63L69 62ZM74 61V60H73ZM86 61H87V59H86ZM96 60H94V62H95ZM102 61V60H101ZM108 62L110 61L109 59L107 60ZM34 62H32V63H34ZM48 62H50L49 60H48ZM54 62H56V61H54ZM61 62V61H60ZM64 63V68L63 69H61V72L66 68V65H67V63ZM76 62V61H75ZM75 62H73L74 64H75ZM99 62V61H98ZM9 62H8V65L10 64ZM28 63V62H27ZM31 63V64H32ZM37 63V62H36ZM36 63H34V64H36ZM47 63V62H46ZM46 63H44V64H46ZM57 63H59V62H57ZM63 63V62H62ZM72 63V62H71ZM78 63V62H77ZM81 63V62H80ZM90 63V62H89ZM97 63V62H96ZM94 64V65H98V64ZM103 63V62H102ZM101 63V64H102ZM7 64V63H6ZM33 64V65H34ZM43 64V65H44ZM70 64V63H69ZM74 64H73V66H74ZM101 64H99V65H101ZM111 64V63H110ZM151 64H153V67H152V71L150 72V69H149V67H150V65ZM3 65V64H2ZM42 65V64H41ZM56 65V63L54 64V66ZM57 65H59V64H57ZM61 65H63V64H61ZM76 65V64H75ZM82 65H84V64H82ZM81 65V66H82ZM103 65V64H102ZM106 65V64H105ZM104 65V66H105ZM172 65H173V63H172ZM176 65V66H177ZM5 66V65H4ZM40 66V65H39ZM48 66H51V64H47V66H46V68L48 69V68H50V67H48ZM54 66H53V68H54ZM72 66V65H71ZM85 66H86V63H85ZM103 66V67H104ZM111 66V65H110ZM174 66H175V64H174ZM9 68H10V65L8 66ZM43 67V66H42ZM56 67V66H55ZM61 66L59 65V68H60ZM67 67H68V65H67ZM154 67H158L159 68V71L158 70H154L155 68ZM172 67V66H171ZM1 68H3V67H1ZM5 68V67H4ZM35 68V67H34ZM52 68V69H53ZM57 68H58V66H57ZM102 67H100V68H96V66L95 67H93V66H91V70L92 71H94V73H98V72H101V70L103 71V69H101ZM173 68V67H172ZM42 69V68H41ZM51 69V70H52ZM55 69V68H54ZM68 69V68H67ZM69 69H71V67H69ZM74 69V68H73ZM78 69V68H77ZM34 70H37V68L36 69H34ZM43 70H45V69H43ZM59 70V69H58ZM58 70H54V71H58ZM172 70V69H171ZM42 71V70H41ZM65 71H67L66 69H65ZM149 71V72H148ZM5 72V71H4ZM47 72H49L48 70L46 71V73ZM70 72V71H69ZM69 72H67V73H69ZM152 72H153V74H152ZM156 72H158V73H156ZM169 72V73H168ZM53 73V72H52ZM51 73V74H52ZM59 73V72H58ZM64 73H66V72H64ZM71 73V72H70ZM81 73V72H80ZM80 73H78L77 75H83V73L82 74H80ZM90 73V72H89ZM179 73V72H178ZM1 74H3L2 73V71H1ZM36 74H37V72H36ZM44 74V73H43ZM48 74V73H47ZM95 74V75H96ZM177 74V73H176ZM175 74V75H176ZM204 74V73H203ZM203 74H202V76H203ZM205 74V75H206ZM9 75V74H8ZM38 75V74H37ZM46 75V74H45ZM66 75H68V74H66ZM76 75V76H77ZM90 75V74H89ZM101 75V76H102ZM178 75H181L180 73L178 74ZM186 75V74H185ZM198 75V74H197ZM5 76H7V75H5ZM55 76H58V75H56L55 74ZM84 76L86 77V75L84 74ZM91 76H94L93 74H91ZM200 76H201V74H200ZM9 77V76H8ZM68 77V76H67ZM75 77V76H74ZM83 77V76H82ZM87 77H89V76H87ZM185 77V76H184ZM205 77V76H204ZM204 77H203V79H204ZM60 78V79H61ZM168 79H169V77H167ZM174 78H175V76H174ZM206 78V77H205ZM6 79H8V78H6ZM35 79V80H34ZM45 79V78H44ZM56 79H59L58 77L56 78ZM81 80H83L82 78H80ZM159 79V78H158ZM188 79H190V78H188ZM202 79V81H204ZM4 80V79H3ZM87 80V79H86ZM173 80V79H172ZM171 80V81H172ZM205 80H207V79H205ZM1 81V80H0ZM27 81L29 82H31V81H36L35 83H34V85L32 86V89H28V87H27V85H26V83H27ZM95 80L93 79V82H94ZM162 81V80H161ZM3 82V81H2ZM1 82V83H2ZM4 82H5V80H4ZM55 82V81H54ZM98 82V81H97ZM135 82V83H136ZM167 82V81H166ZM165 82V83H166ZM169 82L170 81H168L167 83L169 84ZM173 82V81H172ZM77 83V82H76ZM78 83H80L81 85L79 86V87H82V83L81 82H78ZM78 83H77V85H78ZM84 83H85V81H84ZM90 83V82H89ZM101 83V82H100ZM103 83V82H102ZM102 83H101V85H102ZM134 83V84H135ZM158 83H160V82H158ZM157 83V84H158ZM164 83V84H165ZM171 83V82H170ZM178 83V82H177ZM181 83V82H180ZM191 83V82H190ZM199 83V82H198ZM86 84V83H85ZM91 84H93V83H91ZM96 84V83H95ZM94 84V88L93 89H98L99 87H97V86H99V85H95ZM161 84V83H160ZM174 84L175 85H177V86H179L178 84H176V81H174ZM222 84V85H221ZM225 84V83H224ZM6 85V84H5ZM4 85V86H5ZM89 85V84H88ZM138 85V84H137ZM140 85V84H139ZM167 85V84H166ZM198 85V84H197ZM196 85V86H197ZM2 86V85H1ZM103 86V85H102ZM101 86V87H102ZM133 86V87H132ZM141 86V85H140ZM168 86H170V84L168 85ZM172 86V85H171ZM177 86H175V90H176V87ZM190 86H191V84H190ZM190 86H188V90H189V87ZM226 86V85H225ZM30 87H31V84H30ZM29 87V88H30ZM139 87V86H138ZM142 88H143V86H141ZM144 87V88H145ZM181 87V86H180ZM195 87V86H194ZM1 88V87H0ZM6 88V87H5ZM178 88V87H177ZM196 88V87H195ZM229 88V87H228ZM2 89V88H1ZM0 89V90H1ZM78 89V88H77ZM92 89V90H93ZM101 89V88H100ZM103 89V88H102ZM113 89V90H112ZM185 89V88H184ZM220 89V88H219ZM6 90V89H5ZM138 90H141V88L140 89H137V92H138ZM188 90H183V91H188ZM199 90V89H198ZM197 90V92L199 93V91ZM203 89H201V91H202ZM229 90V89H228ZM3 92H4V90H2ZM98 90H96V93H97V95H98V92H97ZM143 91H145L144 89H143ZM142 91V92H143ZM163 91H165V90H163ZM169 91V90H168ZM167 91V92H168ZM178 91V90H177ZM190 91V90H189ZM207 91V90H206ZM204 92V90H203V93H207V92ZM217 91H218V89H217ZM221 91V90H220ZM230 91V90H229ZM2 92V93H3ZM105 92L106 91H101V96H104V95H102L103 93L105 94ZM136 92V93H137ZM145 92H147V91H145ZM144 92V93H145ZM172 92V91H171ZM175 92V91H174ZM195 92H196V89H195ZM219 92V91H218ZM222 92V91H221ZM221 92H220V94H221ZM96 93L94 94V92H93V95H95L96 96ZM144 93H141V96H142V94H144ZM162 93V92H161ZM180 93H181V91H180ZM200 93H202V92H200ZM229 93H232L231 91L229 92ZM1 94V93H0ZM88 94H90V93H88ZM165 94V93H164ZM174 94V93H173ZM176 94V93H175ZM174 94V95H175ZM182 94V93H181ZM187 94H189V93H187ZM190 94H191V92H190ZM210 94H209V96H210ZM222 94H224V92H222ZM4 95V94H3ZM3 95H2V97H3ZM11 95V96H12ZM145 95H147V94H145ZM155 95V94H154ZM157 95H158V92H157ZM169 95H170V93H169ZM172 95V94H171ZM195 95H198V94H196L195 93ZM206 95H208V94H206ZM204 96L205 98H207V97H209V96ZM211 95V96H212ZM5 96V95H4ZM10 96V95H9ZM11 96H10V98H11ZM12 96V97H13ZM94 96V97H95ZM99 96V95H98ZM97 96V97H98ZM100 96V97H101ZM156 96V95H155ZM158 96H160V95H158ZM157 96V97H158ZM190 96H192V95H190ZM200 96H201V94H200ZM210 96V97H211ZM215 95H213V98H215L214 97ZM236 96V97H235ZM89 97V98H88ZM93 97V98H94ZM116 97V96H115ZM114 97V101H115V98ZM118 97V96H117ZM154 97V96H153ZM152 97V98H153ZM171 97V96H170ZM175 97H176V95H175ZM179 97V96H178ZM177 97V98H178ZM203 97V98H204ZM225 97L223 96V98H222V96H221V98H220V96H219V98L220 99H225ZM5 98V100H6V102L8 101L7 99H6V97H4ZM103 98H106V97H103ZM119 98V97H118ZM141 98V97H140ZM151 98V99H152ZM161 98V97H160ZM166 98H167V96H166ZM195 98V97H194ZM201 98H202V96H201ZM203 98H202V100L200 101V100H197L196 102H202L203 101V104H205L204 102H205V100H203ZM86 99V100H87ZM95 99V98H94ZM110 99V98H109ZM108 99V100H109ZM113 99V98H112ZM120 100H121V98H119ZM117 100L116 102H118V101H120V100ZM145 99V98H144ZM150 99V98H149ZM197 99V98H196ZM208 99V98H207ZM218 99V98H217ZM228 99L227 100H225L226 102L228 101ZM0 100H1V97H0ZM12 100V99H11ZM11 100H10V102H11ZM100 100V99H99ZM99 100H97V101H99ZM101 100L103 101V99L101 98ZM107 100V101H108ZM147 100L148 99H146L145 101L147 102ZM175 100H176V98H175ZM174 100V101H175ZM186 100V99H185ZM210 100V99H209ZM209 100H207V102L209 101ZM212 100V99H211ZM2 101V100H1ZM14 101V100H13ZM12 101V102H13ZM96 101V102H97ZM112 101V100H111ZM113 101V102H114ZM151 101V100H150ZM152 101H154V100H152ZM151 101V102H152ZM220 101H222V100H220ZM9 101H8V103H10ZM11 102V103H12ZM17 103V101H14V103ZM90 102V104H92L91 102H93V99H92V101H89ZM95 102V101H94ZM95 102V103H96ZM100 102V101H99ZM99 102H97L96 104H94V106L95 105H98L99 104ZM105 103H106V101H104ZM104 102H102V103H104ZM141 102H143V103H141ZM177 102V101H176ZM212 102V101H211ZM223 102V101H222ZM226 102H224V103H226ZM21 103V102H20ZM87 103H88V101H87ZM102 103L100 102V105H102ZM108 103V102H107ZM163 103V102H162ZM179 103V102H178ZM180 103H181V101H180ZM189 103V102H188ZM188 103H186V104H188ZM192 103V102H191ZM209 103V102H208ZM236 103H238V102H236ZM89 104V103H88ZM175 104H177V103H175ZM183 104V103H182ZM181 104V105H182ZM197 105H198V103H196ZM202 104V103H201ZM240 104H242V102L240 103ZM1 105V104H0ZM7 105H9V104H7ZM4 106L3 104H2V106H4L5 108L7 107V109L10 107V105H9V107L8 106ZM13 105H15V104H13ZM17 105V104H16ZM15 105V108L14 109H17V107L18 106H16ZM38 105V104H37ZM109 105L110 104H108V105H106L105 104V106H108L109 107ZM112 105V104H111ZM118 105V104H117ZM123 105V104H122ZM122 105H120V106H122ZM142 105V106H141ZM144 105H145V107H144ZM193 105H194V103H193ZM221 105H223V104H221ZM238 105V104H237ZM21 106V105H20ZM19 106V107H20ZM41 106V105H40ZM92 106V105H91ZM99 106V105H98ZM119 106V105H118ZM150 106H152L151 104H150ZM157 106V105H156ZM167 106V105H166ZM174 106V105H173ZM180 106V105H179ZM179 106H178V108H179ZM205 106V105H204ZM209 106H211V105H209ZM214 106V105H213ZM213 106H211L212 108H213ZM240 106V105H239ZM249 106V105H248ZM73 107V109H71ZM90 109L89 110H91V107H90V105L88 106ZM107 107V108H108ZM192 107V106H191ZM199 108V107H201V110L200 111H202L203 109V107H202V105L201 106H196V108ZM206 107H208V104H207V106H205V108ZM210 107V108H211ZM2 108V107H1ZM4 108V109H5ZM11 108H12V106H11ZM11 108H9V109H11ZM23 108V107H22ZM25 108H27V107H25ZM32 108V107H31ZM33 108H35V107H33ZM81 108V107H80ZM98 108L99 107H97L96 109L98 110ZM121 108V107H120ZM152 108H155V105H154V107H152ZM170 108H171V106H170ZM193 108V107H192ZM210 108L208 109V108H206V109H208V110H210ZM211 108V109H212ZM216 108V107H215ZM241 108H242V106H241ZM240 108V109H241ZM13 109V110H14ZM37 109H38V107H37ZM110 109V111L113 109V108H109ZM122 109H123V107H122ZM177 109V108H176ZM180 109V108H179ZM183 109V108H182ZM188 109V108H187ZM187 109H184V112L186 111V113L185 114H187V113H193V112H187ZM221 109V108H220ZM28 110V109H27ZM27 110H25V111H27ZM82 110V109H81ZM92 110H94V109H92ZM91 110V111H92ZM99 110H100V108H99ZM104 110H105V108H104ZM103 109L102 110H100V112L102 111V113L104 114L105 112H107V110L108 109H106V111L105 112H103L104 111ZM181 110V109H180ZM190 110L191 111H193L191 108H190ZM216 110H218V109H216ZM237 110V109H236ZM0 111H2V110H0ZM9 111V110H8ZM29 111V110H28ZM37 111V110H36ZM73 111V112H72ZM84 111V110H83ZM91 111H88V112H90L89 114L91 115ZM109 111V110H108ZM149 111V110H148ZM152 111V110H151ZM175 111V110H174ZM177 111V110H176ZM176 111H175V113H176ZM182 111V110H181ZM199 111V110H198ZM235 111V110H234ZM19 112V111H18ZM22 112V111H21ZM81 112V111H80ZM87 112V111H86ZM114 112V111H113ZM116 112H119V107H118V109H117V111ZM123 112V114H124V110L122 111ZM169 112V111H168ZM168 112H166V113H168ZM170 112H173V111H170ZM196 112H197V110H196ZM195 112V113H196ZM1 113V112H0ZM15 113V112H14ZM20 113V112H19ZM39 113V112H38ZM102 113H101V115H102ZM112 113V112H111ZM111 113H109V115H107V116H109V117H107V118H105V114H104V118L106 119V120H108V118H110V115H111ZM180 113V112H179ZM203 113V112H202ZM8 114H10V112L8 113ZM75 114H79V112L78 113H75ZM89 114H87V116L89 115ZM93 114V113H92ZM96 114H97V112H96ZM95 114V115H96ZM108 114V113H107ZM113 114V113H112ZM115 114V113H114ZM123 114H118V113H116L114 116H117L118 118H120V116H121V118H123L124 119V117H125V115H123ZM144 114V115H143ZM149 114V113H148ZM173 114V113H172ZM185 114L183 115V117L185 116ZM200 112H198V115L200 116ZM218 114H219V116L222 118V116H221V114L218 112ZM235 114V113H234ZM245 114V113H244ZM243 114V115H244ZM11 115H13V114H11ZM94 115V114H93ZM93 115H91L92 117H93ZM100 115V113H98V116ZM100 115V117L98 118V117H96L95 118V120L98 118V120L100 119V121L102 120L103 121V115L101 116ZM180 115H182L181 113H180ZM239 115H240V113H239ZM246 115V114H245ZM7 116V115H6ZM31 116V115H30ZM81 116V115H80ZM82 116H83V114H82ZM90 116V117H91ZM97 116V115H96ZM113 116V115H112ZM124 116V117H123ZM140 116H142V117H140ZM147 116V115H146ZM173 116H174V114H173ZM177 116V115H176ZM175 116V117H176ZM187 116V115H186ZM193 116H195L194 114H193ZM199 116H197L196 115V117H199ZM202 116V115H201ZM229 116V115H228ZM235 116V115H234ZM238 116V115H237ZM241 116H242V114H241ZM249 116V115H248ZM32 117V119H33V117H34V119L36 120V118H35V116H31ZM84 117H85V115H84ZM89 117V116H88ZM89 117V118H90ZM116 117V118H117ZM170 117V116H169ZM168 117V118H169ZM181 117V116H180ZM188 117H189V114H188ZM203 117V116H202ZM240 117V116H239ZM259 117V116H258ZM3 118H5L4 116H3ZM10 118H12V117H10ZM87 118V117H86ZM88 118V119H89ZM112 118H114V117H112ZM116 118H114V119H112V120H116ZM144 119H142V120H145L146 118L145 117H143ZM157 118V117H156ZM178 118V117H177ZM194 118V117H193ZM192 118V119H193ZM221 118H220V120H221ZM7 119V118H6ZM9 119V118H8ZM75 119V118H74ZM77 119V118H76ZM79 119H81V118H79ZM91 119V118H90ZM90 119L87 121V122H89L90 121ZM126 119V118H125ZM152 119V120H151ZM167 119V118H166ZM166 119H164L163 118V115L161 116H159L157 119H154L156 122H157V124H155L154 126H155V128H157V130H160L162 133L163 132H165L167 129H166V123H165V121H166ZM182 120H183V118H181ZM187 119V118H186ZM191 119V118H190ZM198 119H201V117H199ZM1 120V119H0ZM10 120V119H9ZM15 121H12L13 122V124H9V122L8 121H5L4 123H3V125H2V130H1V133H0V135H1V137L0 138H2V141H3V143L5 144V148H6V150H4L3 149V151L0 153V168H7V169H10V170H12L13 171V169H11V168H23L24 166H31L32 164H33V157H32V153H31V151H30V146H25L24 144H23V138L25 137H28V133H29V128H28V125L30 124V121L29 120H27V119H23V115H21V114H18V115H16V117H15V119H14ZM84 120V119H83ZM82 120V121H83ZM106 120H104V122H105V124H110L108 121H107V123H106ZM111 120V121H112ZM118 120H120V119H118ZM129 120V119H128ZM127 120V121H128ZM153 120V118L151 117L150 118V121H154ZM193 120H195V119H193ZM193 120L191 121V122H193ZM202 121L203 120H205V119H201ZM245 120V119H244ZM263 120V119H262ZM71 121V120H70ZM69 121V122H70ZM80 121V120H79ZM85 121V120H84ZM83 121V122H84ZM85 121V123L87 124V122ZM99 121V122H100ZM122 121H124V120H122ZM121 120H120V122H122ZM127 121H126V124H127ZM130 121V120H129ZM130 121V122H131ZM146 122H147V120H145ZM170 121H171V119H170ZM176 121V120H175ZM178 121V120H177ZM186 121V120H185ZM188 121H189V118H188ZM190 121H189V125H191V123H190ZM202 121H198L199 123L200 122H202ZM239 121V120H238ZM93 122H94V120H93ZM116 122V121H115ZM119 122V124H121ZM125 122V121H124ZM139 122H142L143 123V121H139ZM182 122V121H181ZM195 122V121H194ZM192 123V124H196V125H199L198 123ZM216 122H218V121H216ZM2 123V122H1ZM0 123V124H1ZM52 123V124H53ZM76 123H77V121H76ZM84 123V124H85ZM103 123V122H102ZM136 123H138V122H136ZM151 123V122H150ZM167 123H170L169 121L167 122ZM171 123H173L172 121H171ZM174 123H177V122H174ZM179 123V122H178ZM184 124H185V122H183ZM183 123H181V124H183ZM206 123H208L207 121H206ZM242 123V122H241ZM241 123H238V122H236L235 120H232V124H231V127H232V134H240L241 135V133H242V130H241V128H242V126H241ZM254 123V122H253ZM260 123V122H259ZM39 124H41V123H39ZM69 124V126H71L70 125V123H68ZM73 124V123H72ZM82 124V123H81ZM80 124V127L82 126ZM84 124H83V126H84ZM100 124H101V122H100ZM118 124V125H119ZM125 124V123H124ZM125 124V125H126ZM131 124V123H130ZM145 124V123H144ZM149 124V123H148ZM147 124V125H148ZM180 124V123H179ZM178 124V125H179ZM183 124V125H184ZM201 124V123H200ZM221 124V123H220ZM46 125V126H47ZM88 125V124H87ZM92 125V124H91ZM103 125V124H102ZM102 125H101V127H102ZM114 124H112L111 123V126H113ZM187 125V124H186ZM44 126V125H43ZM45 126V127H46ZM50 126L48 127V128H50ZM56 126V127H57ZM65 126V127H66ZM73 126V125H72ZM90 126V125H89ZM96 125H92V127L93 128H96L95 127ZM111 126H109V127H111ZM116 126H117V123H116ZM115 126V127H116ZM122 126V125H121ZM191 126H193V125H191ZM190 126V127H191ZM202 126V125H201ZM216 126V125H215ZM245 126H246V124H245ZM251 126V125H250ZM255 126V125H254ZM35 127V126H34ZM37 127V126H36ZM86 127V126H85ZM88 127V126H87ZM99 128H97V129H100L101 127L100 126H98ZM104 127V126H103ZM106 127V126H105ZM105 127L103 128V129H105ZM114 127V126H113ZM114 127V128H115ZM123 127V126H122ZM129 127H130V125H129ZM128 127V129H130ZM135 127V126H134ZM146 127V126H145ZM169 127H170V125H169ZM179 127V126H178ZM185 127V126H184ZM189 127V128H190ZM198 127H200V126H197V128ZM222 127H224V126H222ZM40 128H42V127H40ZM39 128V129H40ZM73 128V127H72ZM75 128V127H74ZM77 128V127H76ZM75 128V129H76ZM84 128V127H83ZM107 128H108V126H107ZM112 128V127H111ZM120 128V127H119ZM124 128V127H123ZM147 128H149V127H147ZM181 128V127H180ZM195 128H196V126H195ZM194 128V129H195ZM230 128V127H229ZM248 128V127H247ZM43 129H44V127H43ZM57 129V128H56ZM74 129V130H75ZM85 129H87V128H85ZM110 129V128H109ZM124 129H126V128H124ZM131 129H133V128H131ZM131 129H130V131H131ZM135 129H137V128H135ZM135 129H134V132L133 131H131V133L133 132V133H135ZM142 129V128H141ZM178 129V128H177ZM177 129H175V130H177ZM183 129V128H182ZM186 129H188V127L186 128ZM186 129H185V132L184 133H187L186 132ZM191 129V128H190ZM193 129V130H194ZM47 130V129H46ZM49 130V129H48ZM65 130V128L63 129V131ZM73 130V129H72ZM80 131V128H78L77 129V131ZM117 130V129H116ZM115 130V131H116ZM149 130H151V129H149ZM148 130V131H149ZM180 130V129H179ZM184 130V129H183ZM248 130V129H247ZM255 130V129H254ZM254 130H252V131H254ZM54 131H56L55 129H54ZM76 131V132H77ZM79 131H78V133H79ZM101 131V130H100ZM99 131V132H100ZM106 131L107 130H105L103 133H106ZM115 131L114 130H111L110 131V134H115ZM128 132H129V130H127ZM143 131V130H142ZM145 131V130H144ZM198 131V130H197ZM53 131H50V133H52ZM57 132V131H56ZM61 132H62V130H61ZM66 132H69V131H65V133ZM118 132V131H117ZM140 132V131H139ZM139 132H136V134L135 135H137V133L139 134ZM146 132V131H145ZM145 132H143V134L145 133ZM153 132V131H152ZM151 132V133H152ZM196 132V131H195ZM206 132V131H205ZM248 132V131H247ZM260 132V137H261V139H260V141H259V146H260V148H261V150H259V151H261L260 152V156H262L261 157V159H260V166H261V168H264V129H262L261 131H259ZM55 133V132H54ZM58 133V132H57ZM119 133V132H118ZM130 133V134H131ZM133 133H132V135H133ZM169 133V132H168ZM167 132H166V134L167 135H169ZM176 133V132H175ZM180 133H182V132H180L179 131V134ZM191 133V132H190ZM218 133V132H217ZM258 133V132H257ZM38 134V133H37ZM39 134H41L40 132H39ZM49 134V133H48ZM98 134H100V133H98ZM106 134H108V131H107V133ZM106 134H104L105 136H106ZM121 134V133H120ZM140 134H141V132H140ZM147 134V133H146ZM172 134V133H171ZM177 134H178V132H177ZM178 134V135H179ZM183 134V133H182ZM193 134V133H192ZM205 134V133H204ZM215 134V133H214ZM213 134V135H214ZM249 134H252V133H249ZM46 135H47V133H46ZM50 135V134H49ZM59 135H61V134H59ZM59 135H57V137L59 136ZM92 135V134H91ZM102 135V134H101ZM103 135V136H104ZM123 135V133L121 134V136ZM127 135H128V133H127ZM142 135V134H141ZM141 135H140V137H141ZM158 135V134H157ZM159 135H161V134H159ZM186 135V134H185ZM199 135V134H198ZM207 135H208V133H207ZM254 135H256V134H254ZM258 135H259V133H258ZM257 135V136H258ZM44 136V135H43ZM54 136H55V134H54ZM62 136H64V135H62ZM61 136V137H62ZM70 136V135H69ZM82 136V135H81ZM103 136H102V138H103ZM116 136V135H115ZM121 136H120V138H121ZM124 136V135H123ZM144 136V135H143ZM142 136V137H143ZM147 136L148 135H145V137L147 138ZM156 136V135H155ZM163 134H162V138H163ZM172 137H173V134L171 135ZM180 136H182L181 134H180ZM180 136H178V138H175V139H178V141H179V139L181 138ZM189 137H190V135H188ZM193 136V135H192ZM195 136H196V133H195ZM210 135H208V137H209ZM219 136V135H218ZM53 136L51 135V138H52ZM56 137V138H57ZM77 137V136H76ZM101 137V136H100ZM149 137V136H148ZM157 137H159V136H157ZM161 137V136H160ZM169 137H170V135H169ZM184 137V136H183ZM259 137V136H258ZM68 138V137H67ZM91 138V137H90ZM112 138V137H111ZM111 138L109 139V140H111ZM125 138H127V136L125 137ZM125 138H123V139H125ZM129 138H131V137H129ZM137 138V137H136ZM167 137L165 136V139H166ZM171 138V137H170ZM193 138H195V137H193ZM192 138V139H193ZM48 139H50V138H48ZM54 139V138H53ZM52 139V140H53ZM80 139V138H79ZM85 139V138H84ZM88 139V138H87ZM97 139V138H96ZM101 139V138H100ZM106 139H108V137L106 138ZM115 139V138H114ZM140 139V138H139ZM153 139V138H152ZM175 139H172V143L174 142V140ZM184 139V138H183ZM183 139L181 140V142L183 143L184 141H183ZM190 140H191V138H189ZM211 139H214V142H215V137L213 138H211ZM1 140V139H0ZM81 140V139H80ZM89 140V139H88ZM113 140V139H112ZM111 140V141H112ZM117 140V139H116ZM126 140V139H125ZM136 141H137V139H135ZM145 140V139H144ZM90 141V140H89ZM93 141V140H92ZM91 141V142H92ZM101 141H102V139H101ZM115 141V140H114ZM127 141V140H126ZM142 141H143V139H142ZM154 142H155V140H153ZM159 141H161V140H159ZM164 141V142H163ZM162 142L165 144L167 141L168 142H170V139H167V141L165 142V140H163ZM177 141V140H176ZM205 141V140H204ZM228 141H229V139H228ZM231 141V140H230ZM51 142V141H50ZM99 142V141H98ZM106 142V141H105ZM109 142V141H108ZM120 142V141H119ZM132 142V141H131ZM144 142V141H143ZM185 142H187V144H188V140L187 139H185ZM190 142V141H189ZM217 142V141H216ZM1 143V142H0ZM47 143H49V142H47ZM93 143H94V141H93ZM107 143V142H106ZM112 143H113V141H112ZM122 143H124L123 142V140H122ZM127 143V142H126ZM125 143V144H126ZM130 143V142H129ZM134 143V142H133ZM137 143H138V141H137ZM145 143V142H144ZM157 143H159V142H157ZM157 143H150V145H153V144H157ZM177 143H179V142H177ZM195 143H196V139H195ZM219 143V142H218ZM2 144V143H1ZM45 144H46V142H45ZM103 144V147H104V143H102ZM101 144V145H102ZM116 144V143H115ZM114 143L112 144L113 146L115 145ZM140 144H143L142 142H140ZM167 144V143H166ZM165 144V145H166ZM181 143H179V145H180ZM186 144V143H185ZM184 144V145H185ZM16 146V147H18V150H19V152H18V154L16 155V156H12L8 151H7V147L8 146ZM88 145V144H87ZM90 145H91V143H90ZM89 145V146H90ZM96 145V144H95ZM95 145H93V146H95ZM98 145V144H97ZM107 145V144H106ZM109 145H111V144H109ZM111 145V146H112ZM118 145V144H117ZM127 145V144H126ZM188 145H191V143L190 144H188ZM241 145V144H240ZM35 146V145H34ZM42 146V145H41ZM63 146V145H62ZM92 146V145H91ZM90 146V147H91ZM110 146V147H111ZM123 146V145H122ZM144 146V145H143ZM142 146V147H143ZM171 146V145H170ZM173 147H174V145H172ZM218 146V145H217ZM222 146V145H221ZM258 146V147H259ZM2 147V146H1ZM102 147V146H101ZM106 147H109V146H106ZM124 147V146H123ZM148 147H150V146H148ZM158 147H160V145H158ZM172 147V148H173ZM184 147V146H183ZM207 147V146H206ZM216 147V146H215ZM223 147V146H222ZM246 147H247V145H246ZM127 148V147H126ZM129 148L130 147H128V150H129ZM141 148V147H140ZM151 149L153 148V147H150ZM150 148H148V150L150 149ZM175 148V147H174ZM180 148H181V146H180ZM188 148V147H187ZM221 148V147H220ZM239 148H240V146H239ZM54 149V148H53ZM100 149H102V148H100ZM104 149V148H103ZM122 149V148H121ZM137 149H139V147L137 148ZM143 149V148H142ZM155 149V148H154ZM156 149H158L157 148V146H156ZM155 149V150H156ZM167 149V148H166ZM176 149V148H175ZM177 149L179 150V148L177 147ZM182 149V148H181ZM184 149V148H183ZM193 148H191V150H192ZM223 149V148H222ZM11 150V149H10ZM16 150V149H15ZM34 150V149H33ZM38 150V149H37ZM94 150H96V149H94ZM145 150L146 149H144V152H145ZM187 150V149H186ZM189 150V149H188ZM186 151V152H184L185 154L184 155H187L186 153H188L189 151ZM199 150H201V149H199ZM205 150V149H204ZM211 150V149H210ZM225 151H226V149H224ZM236 150H237V148H236ZM86 151V150H85ZM87 151H88V149H87ZM91 151H92V149H91ZM99 151H102V150H99ZM136 151V150H135ZM143 151V150H142ZM150 151V150H149ZM162 151V150H161ZM169 151V150H168ZM170 151H171V149H170ZM183 151H185V149L183 150ZM182 151V152H183ZM228 151H229V148H228ZM17 152V151H16ZM128 152V151H127ZM133 152V151H132ZM137 152V151H136ZM159 152V151H158ZM157 152V153H158ZM179 152V151H178ZM193 152V151H192ZM194 152H196V149H195V151ZM202 152V151H201ZM211 152V151H210ZM224 152V151H223ZM232 152H234V151H232ZM41 153V152H40ZM83 153V152H82ZM85 153V152H84ZM91 153V152H90ZM95 153V152H94ZM97 153V152H96ZM95 153V154H96ZM100 153V152H99ZM119 153V152H118ZM129 153V152H128ZM127 153V154H128ZM131 153V152H130ZM133 153H135V152H133ZM151 153V152H150ZM150 153L148 154V155H150ZM164 153V152H163ZM167 153V152H166ZM169 153V152H168ZM209 153V150L207 151V154ZM247 153V152H246ZM245 153V154H246ZM39 154V153H38ZM53 154H54V157L55 158H57V156L56 155H58V153L57 152H55V151H53ZM63 154H64V152H59V158L61 157V156H63ZM98 154V153H97ZM106 154V153H105ZM121 154V153H120ZM175 154V153H174ZM173 154V155H174ZM189 154V153H188ZM193 154H195V153H193ZM205 154V153H204ZM227 154V152L225 153V155ZM232 154V156H234V154L233 153H230V154H228V155H231ZM237 154V153H236ZM13 155H15V154H13ZM82 155V154H81ZM89 155V154H88ZM91 155H93V153H91ZM197 155V154H196ZM211 155H213V154H211ZM227 155V156H228ZM243 155V154H242ZM39 156L41 157V154H39ZM38 156V157H39ZM86 156V155H85ZM103 156V155H102ZM152 156V155H151ZM150 156V157H151ZM154 156H157V155H154ZM164 156V155H163ZM170 156H171V154H170ZM206 157H208L207 155H205ZM246 156V155H245ZM248 156V155H247ZM258 156V155H257ZM39 157V158H40ZM51 157H53L52 156V154H51ZM74 157V156H73ZM90 157V156H89ZM91 157H93V156H91ZM99 157V156H98ZM97 157V158H98ZM129 157V156H128ZM158 157V156H157ZM166 157V156H165ZM168 157H169V154H168ZM182 157H183V155H182ZM188 157V156H187ZM194 157V156H193ZM192 157V158H193ZM204 157V156H203ZM211 157H214V156H211ZM239 157H240V155H239ZM244 157V156H243ZM44 158V157H43ZM82 158V157H81ZM88 158V157H87ZM120 158H123L122 156L120 157ZM160 158V157H159ZM185 158V157H184ZM209 158V157H208ZM224 158V157H223ZM226 158H228V157H226ZM236 158H237V156H236ZM242 158V157H241ZM240 158V160H242ZM91 159V158H90ZM90 159H89V161H90ZM105 159H106V157H105ZM124 159H125V157H124ZM148 159V158H147ZM186 159V158H185ZM188 159V158H187ZM191 159V158H190ZM194 159H196L195 157H194ZM235 159V158H234ZM239 159V158H238ZM244 159V158H243ZM252 159V158H251ZM81 160V159H80ZM92 160V159H91ZM93 160H94V158H93ZM92 160V161H93ZM96 160V159H95ZM98 160V159H97ZM103 160V159H102ZM121 159H119L118 161H120ZM144 160H146V159H144ZM151 160H153V159H151ZM167 161H169L170 160V158H169V160L168 159H166ZM189 160V159H188ZM204 159H202L201 161H202V163L204 162L203 161ZM205 160H206V158H205ZM38 161V160H37ZM91 161V162H92ZM113 161V160H112ZM142 161V160H141ZM147 161V160H146ZM155 162H156V159L154 160ZM160 161V160H159ZM158 161V162H159ZM172 161V160H171ZM175 161H176V159H175ZM181 161H183V160H181ZM215 161V160H214ZM244 161H246V160H244ZM94 162V161H93ZM101 162H104V160L103 161H101ZM113 162H115V161H113ZM112 162V163H113ZM121 162V161H120ZM125 162V161H124ZM135 162V161H134ZM150 162V161H149ZM160 162H164V161H160ZM166 162V161H165ZM194 162H197V161H194ZM221 162H223V160L221 161ZM45 163V162H44ZM69 163V162H68ZM67 163V164H68ZM71 163H73V161L71 162ZM83 163V162H82ZM111 163V162H110ZM111 163V164H112ZM141 163V162H140ZM169 163V162H168ZM172 162H170V164H171ZM188 163V162H187ZM197 163H199V162H197ZM201 163V162H200ZM213 163V162H212ZM217 163V162H216ZM242 163H243V161H242ZM246 163V162H245ZM245 163H243V165L245 164ZM255 163V162H254ZM66 164V165H67ZM88 164V163H87ZM93 164V163H92ZM94 164H98V163H94ZM111 164H110V166H111ZM116 164V163H115ZM135 164V163H134ZM143 164V163H142ZM141 164V165H142ZM149 164V163H148ZM158 164V163H157ZM157 164H155V165H157ZM174 165L176 164V163H173ZM183 164H185V163H183ZM222 164L223 163H221V166H222ZM58 166H60V163L59 164H57ZM64 165V164H63ZM73 165H75V163L73 164ZM81 165V164H80ZM84 165V164H83ZM98 165H100V164H98ZM103 165V164H102ZM106 165V164H105ZM114 165V164H113ZM149 165H151V164H149ZM166 165V164H165ZM168 165V164H167ZM172 165V164H171ZM179 165H180V163H179ZM246 165V164H245ZM247 165H250V163H247ZM252 165V164H251ZM255 165V164H254ZM34 166V165H33ZM84 166H86V164L84 165ZM87 166H89V165H87ZM93 166H95V165H93ZM116 166V165H115ZM117 166H119L118 164H117ZM134 166V165H133ZM143 166V165H142ZM161 166V165H160ZM163 166H164V164H163ZM169 167H171L170 165H168ZM184 166V165H183ZM199 166V165H198ZM206 166V165H205ZM228 166H230V165H228ZM242 166V165H241ZM71 167V166H70ZM97 167V166H96ZM107 167V166H106ZM109 167V166H108ZM137 167H139V166H137ZM144 167V166H143ZM165 167V166H164ZM164 167H163V169H164ZM218 167V166H217ZM244 166H242V168H243ZM246 167H248V166H246ZM73 167H71L70 169H72ZM86 168V167H85ZM99 168V167H98ZM119 168V167H118ZM133 168H135V167H133ZM157 168V167H156ZM162 168V167H161ZM167 168V167H166ZM182 168V167H181ZM186 168V167H185ZM192 168V167H191ZM221 168V167H220ZM219 168V169H220ZM225 168V167H224ZM230 168V167H229ZM228 168V169H229ZM240 168V167H239ZM241 168V169H242ZM250 168L253 170V168H254V166H250ZM77 169V168H76ZM96 169V168H95ZM103 169V168H102ZM107 169V168H106ZM109 169V168H108ZM115 169V168H114ZM125 169V168H124ZM140 169V168H139ZM160 169V167H158V169L157 170H159ZM195 169V168H194ZM199 169V168H198ZM204 169V168H203ZM206 169V168H205ZM228 169H227V172H230V171H228ZM258 169V168H257ZM90 170L92 171V168H90ZM116 170V169H115ZM120 170H121V168H120ZM137 170V169H136ZM152 170H154V167H153V169ZM156 170V169H155ZM172 170V169H171ZM195 170H197V169H195ZM243 171H244V169H242ZM4 170H2V172H3ZM18 171V170H17ZM23 171V170H22ZM31 171V170H30ZM45 171V170H44ZM71 171V170H70ZM75 171V170H74ZM150 171H151V169H150ZM167 171V170H166ZM170 171V170H169ZM193 171V170H192ZM255 171H258V170H255ZM254 171V172H255ZM1 172V171H0ZM6 172H8V171H6ZM11 172V171H10ZM10 172H8V173H10ZM102 172V171H101ZM113 172H116V171H113ZM117 172H119L118 170H117ZM152 172H154V171H152ZM159 172V171H158ZM157 172V173H158ZM185 172V171H184ZM183 172V173H184ZM196 172V174H197V171H195ZM223 172V171H222ZM233 172V171H232ZM261 172V171H260ZM259 172V173H260ZM5 173V172H4ZM31 173V172H30ZM52 173V172H51ZM59 173V172H58ZM73 173V172H72ZM76 173V172H75ZM79 173V172H78ZM99 173V172H98ZM155 173V172H154ZM156 173V174H157ZM160 173V172H159ZM169 173V172H168ZM172 173V172H171ZM182 173V172H181ZM217 173V172H216ZM226 173V172H225ZM224 173V174H225ZM17 174H20V173H17ZM39 174V173H38ZM91 174V173H90ZM89 174V175H90ZM148 174V173H147ZM164 174V173H163ZM218 174V173H217ZM226 174H228V173H226ZM225 174V175H226ZM250 174V173H249ZM253 174V173H252ZM251 174V175H252ZM256 174V173H255ZM258 174V173H257ZM264 174V172H262L260 175H263ZM54 175V174H53ZM52 175V176H53ZM62 175V174H61ZM109 175H110V173H109ZM121 175V174H120ZM155 175V174H154ZM166 175H169V174H167L166 173ZM193 175H195V173L193 174ZM212 175H214V174H212ZM245 175V174H244ZM251 175H250V177H251ZM259 175V176H260ZM3 175H1V173H0V183H1V180H3V177H2ZM6 176H7V174H6ZM16 176V175H15ZM41 176V175H40ZM44 176V175H43ZM55 176H56V181L58 180V178H57V175L55 174ZM82 177H84L83 175H81ZM85 176H87L86 175V173H85ZM91 176V175H90ZM89 176V177H90ZM115 176V175H114ZM122 176V175H121ZM164 176V175H163ZM181 176V175H180ZM198 176V175H197ZM259 176H257V177H259ZM12 177V176H11ZM49 177V176H48ZM62 177V176H61ZM71 177H72V175H71ZM76 177V176H75ZM88 177V176H87ZM88 177V178H89ZM117 177H118V175H117ZM124 177V179H125V175L123 176ZM127 177V176H126ZM182 177V176H181ZM180 177V178H181ZM212 177V176H211ZM215 177V176H214ZM221 177H223V176H221V173H220V177H219V179H220V181H221ZM253 177H254V175H253ZM257 177H254V179H256ZM261 177V176H260ZM264 177V176H263ZM7 178V177H6ZM22 178V177H21ZM24 178V177H23ZM36 178V177H35ZM39 178V177H38ZM87 178V179H88ZM94 178V177H93ZM109 178V177H108ZM161 178H163V177H161ZM193 178V177H192ZM226 178V177H225ZM231 178H232V175H231ZM236 178V177H235ZM31 179V178H30ZM45 179V178H44ZM61 179V178H60ZM60 179H59V181H60ZM69 179V178H68ZM71 179V178H70ZM127 179V178H126ZM167 179V178H166ZM170 179V178H169ZM217 179V178H216ZM233 179V178H232ZM4 180H5V178H4ZM3 180V181H4ZM7 180H8V178H7ZM24 180V179H23ZM22 180V181H23ZM41 180V179H40ZM63 180V182H64V179H62ZM61 180V181H62ZM67 180V179H66ZM72 180V179H71ZM76 180V179H75ZM96 180V179H95ZM122 180V179H121ZM149 180V179H148ZM151 180V179H150ZM163 180V179H162ZM164 180H165V178H164ZM176 180H177V178H176ZM183 180V179H182ZM193 180V179H192ZM214 180V179H213ZM253 180V179H252ZM264 180V179H263ZM10 181H11V179H10ZM9 181V182H10ZM14 181V180H13ZM20 182H21V180H19ZM26 181V180H25ZM39 181V180H38ZM46 181H48V180H46ZM58 181V182H59ZM78 181V180H77ZM80 181H82V179L80 180ZM109 181H111V180H109ZM113 181V180H112ZM126 181V180H125ZM128 181V180H127ZM152 181H154V180H152ZM170 181V180H169ZM189 181V180H188ZM258 181H260V179L258 180ZM257 180H256V183L258 182ZM262 181V180H261ZM5 182H6V180H5ZM24 182V181H23ZM36 182V181H35ZM34 182V183H35ZM40 182V181H39ZM54 182V181H53ZM90 182V181H89ZM94 182V181H93ZM142 182V181H141ZM146 182V181H145ZM150 182V181H149ZM194 182V181H193ZM212 182V181H211ZM215 182V181H214ZM228 182V181H227ZM234 182V181H233ZM253 182H255V180L253 181ZM14 183V182H13ZM12 183V184H13ZM45 183V182H44ZM49 183H50V181H49ZM57 183V182H56ZM65 183V182H64ZM86 183V182H85ZM112 183V182H111ZM167 183V182H166ZM166 183H164V184H166ZM177 183V182H176ZM187 183V182H186ZM229 183V182H228ZM231 183H232V181H231ZM244 183V182H243ZM259 183V182H258ZM263 185H264V182L262 181L261 182ZM7 184H8V182H7ZM12 184H10V185H12ZM18 184V183H17ZM47 184V183H46ZM53 184V183H52ZM62 184V183H61ZM60 184V185H61ZM67 184V183H66ZM123 184H125L124 182H123ZM127 184V183H126ZM130 184V183H129ZM139 184V183H138ZM146 184H148V183H146ZM145 184V185H146ZM152 184V183H151ZM167 184H170V183H167ZM180 184V183H179ZM194 184V183H193ZM226 184V183H225ZM230 184V183H229ZM229 184H226L227 186L229 185ZM252 185H253V183H251ZM261 184V185H262ZM21 185V184H20ZM31 185V184H30ZM43 186H44V184H42ZM118 185V184H117ZM136 185V184H135ZM139 185H141V184H139ZM138 185V186H139ZM153 185V184H152ZM172 185V184H171ZM170 185V186H171ZM186 185V184H185ZM212 185H214V184H212ZM220 185H221V182H220ZM254 185H256V184H254ZM32 186V185H31ZM33 186H35V185H33ZM51 186V185H50ZM55 186V185H54ZM82 186H84V184L82 185ZM159 186H164V185H159ZM169 186V185H168ZM190 186H192V185H189V187ZM196 187H199V186H197V185H195ZM204 186V185H203ZM203 186H200V187H203ZM224 186V185H223ZM223 186H222V188H223ZM261 189H263L261 186H260V184L258 185ZM13 187V186H12ZM11 187V188H12ZM22 187V186H21ZM26 187V186H25ZM59 187V186H58ZM61 187V186H60ZM63 187V186H62ZM74 187V186H73ZM116 187V186H115ZM136 187V186H135ZM145 187V186H144ZM155 186H153L152 188H154ZM165 187H166V185H165ZM173 187V186H172ZM193 187V186H192ZM196 187H194V188H196ZM211 187V186H210ZM233 187V186H232ZM10 188V187H9ZM9 188H7V187H5V184L4 185H2V183L0 184V264H264V192L263 193H261L260 195H258V197L256 196H253V197H250V199H248V198H245V197H240V198H233L232 199V197L231 198H228V196L230 197V195L231 194H229L228 196H227V198H225V199H223V200H221L220 201V199H218V203H216L213 207H209L208 209H207V211L205 212H201V211H203V210H200L201 209V207H202V205H203V208H204V201L202 202V201H200L198 198H195L194 196V198H195V200H193V198H191V200L193 201L192 202V204H193V206H191V208L187 211V212H184V213H181V214H179L178 212L179 211H181L179 208V211H177V213L178 214H176V215H174V216H170L169 215V213H167L168 215H166V217H164V216H161V214H160V216H157V217H152L151 215H149L147 218H146V220L144 221V223L143 224H138L137 222H135V221H117L116 223H115V226H114V230H113V232L112 233H109V232H107V231H105L103 228H101L100 226H98V225H96L95 224V220L93 221V220H90V221H88L87 219L86 220H84L83 222H77V224L76 225H73L72 226V223H71V221L68 219V215L66 216L67 218H64V219H61V226H62V231L61 232H59V233H54V232H49L48 230L47 231H45V232H41V233H37V232H34V235L33 236H28V235H24V233H22V230H21V224L22 223H20V217H19V212H20V208H19V204H21L20 203V201L21 200H19L20 198H18L19 196L16 194V193H13V190H10ZM17 188H18V186H17ZM16 188V189H17ZM45 188H46V186H45ZM70 188H71V186H70ZM77 188V187H76ZM142 188V187H141ZM163 188V187H162ZM194 188H192V189H194ZM205 188V187H204ZM221 188V187H220ZM220 188H218L219 190L217 191V192H219L221 189ZM225 188V187H224ZM16 189H14V190H16ZM27 189V188H26ZM40 189H41V185H40ZM52 189H54V188H52ZM52 189H51V191H52ZM67 189V188H66ZM73 189V188H72ZM83 189V188H82ZM114 189V188H113ZM170 187H169V190H167V191H170ZM176 189V188H175ZM200 189V188H199ZM209 189V188H208ZM216 189V188H215ZM228 189H229V187H228ZM231 189V188H230ZM256 189V188H255ZM36 190V189H35ZM37 190H39L38 188H37ZM45 190V189H44ZM48 190H49V188H48ZM58 190V189H57ZM60 190V189H59ZM74 190H76V189H74ZM84 190V189H83ZM109 190V189H108ZM144 190V189H143ZM149 190V189H148ZM165 190H166V188H165ZM179 190H180V188H179ZM186 190H188V189H186ZM195 190H197V189H195ZM206 192L208 193V192H210L209 190L207 191V187H206ZM226 190V189H225ZM232 190H234V189H232ZM17 191V190H16ZM50 191V192H51ZM55 191V190H54ZM70 191V190H69ZM68 191V192H69ZM157 192H158V190H156ZM163 191V190H162ZM173 191H175L174 189H173ZM181 191V190H180ZM190 191V190H189ZM199 193H201L199 190H197ZM215 191V190H214ZM229 191V190H228ZM18 192V191H17ZM28 192H30L29 190H28ZM27 192V193H28ZM38 192V191H37ZM61 192V191H60ZM59 192V193H60ZM68 192H66V193H68ZM117 192V191H116ZM149 192H151L150 190H149ZM161 192V191H160ZM172 192V191H171ZM171 192H170V194H171ZM177 191H175V192H173V193H176ZM196 192V191H195ZM216 192V193H217ZM220 192H222L221 194H223V190L222 191H220ZM232 192V191H231ZM20 193H21V191H20ZM19 193V194H20ZM40 193V192H39ZM53 193V192H52ZM62 193V192H61ZM105 193V192H104ZM143 193V192H142ZM152 193H155V192H152ZM193 193V192H192ZM198 193V194H199ZM207 193H206V195H207ZM214 193V192H213ZM225 193H226V191H225ZM228 193V192H227ZM255 193V192H254ZM253 193V194H254ZM73 194V193H72ZM75 194V193H74ZM73 194V195H74ZM145 194V193H144ZM160 194V193H159ZM158 194V195H159ZM161 194H164V193H161ZM160 194V196H163V195H161ZM169 194V195H170ZM212 195V193H209L208 195ZM220 194V193H219ZM234 194H236V193H234ZM22 194H20V196H21ZM36 195V194H35ZM40 195V194H39ZM62 195H63V193H62ZM62 195L60 194H57V196L58 197H62ZM76 195V194H75ZM78 195V194H77ZM149 195V194H148ZM155 195V194H154ZM157 195V194H156ZM157 195V196H158ZM173 196H174V194H172ZM177 196H178V194H176ZM176 195L174 196V199H176L175 197H176ZM202 195H204V194H202ZM210 195V196H211ZM216 195V194H215ZM215 195L213 194V196H214V198H215ZM23 196V195H22ZM25 196V195H24ZM31 196H33V195H31ZM42 197H45L46 196V199L44 198V199H42V200H47V199H51V197L52 198H55V197H53L54 196V194L51 196H49V195H47L46 193H43L42 192V195H41ZM66 196V195H65ZM68 196V195H67ZM104 196V195H103ZM143 196H145V195H143ZM150 196H152V195H150ZM168 196V195H167ZM171 196V195H170ZM184 196H185V194H184ZM197 196V195H196ZM219 196V195H218ZM221 196V195H220ZM219 196V197H220ZM226 196V195H225ZM61 197H60V199H61ZM63 197H64V195H63ZM79 197V196H78ZM83 197V196H82ZM97 197V196H96ZM125 197V196H124ZM148 197V196H147ZM169 197V196H168ZM182 198H183V196H181ZM186 197V196H185ZM184 197V198H185ZM188 197V196H187ZM186 197V198H187ZM190 197V196H189ZM204 197H205V195H204ZM209 196H207V197H205V198H208ZM224 197V195H222V198ZM25 198V197H24ZM28 198H30V196L28 197L27 196V199ZM33 198H35V197H33ZM37 198H38V196H37ZM69 198V197H68ZM150 198V197H149ZM152 198V197H151ZM157 198V197H156ZM165 198V197H164ZM171 198V197H170ZM169 198V199H170ZM179 198V197H178ZM181 198V199H182ZM203 198V197H202ZM216 198H218L217 197V195H216ZM215 198V199H216ZM56 199V198H55ZM59 199V200H60ZM74 199V198H73ZM77 199V198H76ZM100 199V198H99ZM152 199H155V198H152ZM151 199V200H152ZM173 199V200H174ZM200 199H201V196H200ZM210 199H212V198H210ZM209 199V200H210ZM32 200V199H31ZM34 200V199H33ZM32 200V201H33ZM38 200V199H37ZM40 200V199H39ZM129 200V199H128ZM182 200H185V199H182ZM181 200V201H182ZM188 200V199H187ZM190 200V201H191ZM22 201H24V199L22 200ZM35 201V200H34ZM41 201V200H40ZM39 201V202H40ZM48 201V200H47ZM52 201V200H51ZM70 201V200H69ZM72 201V200H71ZM71 201L69 202V203H71ZM77 200H75V201H72V203L74 202H76ZM131 201V200H130ZM165 201V200H164ZM163 201V202H164ZM178 201H180V199L178 200ZM208 201V200H207ZM206 201V202H207ZM213 201H215V200H211V202H213ZM25 202H26V200H25ZM42 202V201H41ZM55 202V201H54ZM58 202V201H57ZM79 202H81V201H79ZM84 202V201H83ZM97 202V201H96ZM95 202V203H96ZM99 202V201H98ZM101 202V201H100ZM104 202V201H103ZM137 202V201H136ZM171 202V201H170ZM169 202V203H170ZM184 202V201H183ZM206 202H205V204H206ZM209 202V201H208ZM217 202V201H216ZM30 203H32V202H30ZM36 203H38V202H36ZM36 203H35V206H36ZM47 203V202H46ZM48 203H49V201H48ZM47 203V204H48ZM51 203V202H50ZM73 203V204H74ZM82 203V202H81ZM88 203V202H87ZM131 203H132V201H131ZM165 203V202H164ZM172 203V202H171ZM178 203V202H177ZM26 204V203H25ZM39 204H42V203H39ZM44 204V203H43ZM47 204H45V205H47ZM76 204H77V202H76ZM86 204V203H85ZM118 204V203H117ZM162 204V203H161ZM160 204V205H161ZM166 204H168V203H166ZM182 205H183V203H181ZM191 204V203H190ZM189 204V205H190ZM208 204H210V203H207V205ZM27 205V204H26ZM51 205V204H50ZM49 205V206H50ZM53 205H57V204H54L53 203ZM59 205V204H58ZM63 205V204H62ZM65 205V204H64ZM72 205V204H71ZM78 205V204H77ZM211 205H212V203H211ZM22 206V205H21ZM30 206H31V204H30ZM43 206V205H42ZM41 205L39 206V208L40 207H42ZM80 206V205H79ZM92 206V205H91ZM157 206H159V205H157ZM179 205H177V207H178ZM184 206V205H183ZM182 206V207H183ZM210 206V205H209ZM24 208H25V206H23ZM28 207V206H27ZM33 207V206H32ZM45 207V206H44ZM51 207V206H50ZM55 207V206H54ZM54 207H53V209H54ZM62 207L63 206H61L60 208H61V210H62ZM71 207V206H70ZM73 207H76V206H73ZM163 207V206H162ZM176 207V206H175ZM185 207V206H184ZM200 207V209H198ZM206 207H208V206H206ZM29 208V207H28ZM46 208H48V205H47V207ZM57 208H59V207H57ZM67 208V207H66ZM65 208V209H66ZM76 208H78V207H76ZM156 208V207H155ZM173 208V207H172ZM51 209V208H50ZM49 209V210H50ZM68 209V208H67ZM81 209V208H80ZM86 209H87V211H89L88 210V208L86 207ZM85 209V210H86ZM91 209V208H90ZM98 209V208H97ZM101 209V208H100ZM99 209V210H100ZM116 209V208H115ZM163 209V208H162ZM28 210V209H27ZM39 210H42L41 208L39 209ZM39 210H36V211H38L39 212ZM47 210V209H46ZM45 210V211H46ZM57 210V209H56ZM59 210V209H58ZM57 210V211H58ZM61 210H59V211H61ZM73 210V209H72ZM75 210V209H74ZM95 210V209H94ZM126 210V209H125ZM185 210V209H184ZM30 211V210H29ZM48 211V210H47ZM47 211H46V214H47ZM53 211V210H52ZM81 211H82V209H81ZM86 211V212H87ZM157 211V210H156ZM159 211L161 212V208L159 207ZM186 211V210H185ZM49 212V211H48ZM66 212H68V211H66ZM99 212V211H98ZM103 212V211H102ZM108 212V211H107ZM160 212H157V213H160ZM163 212H165L164 210L162 211V213ZM174 212V211H173ZM12 213V214H11ZM26 213V212H25ZM25 213H23L24 215H25ZM41 213H42V211H41ZM55 213V212H54ZM68 213H70V212H68ZM154 213H155V211H154ZM156 213V215H159V214H157ZM22 214V213H21ZM28 214V213H27ZM26 214V215H27ZM36 214L38 215L39 213H37L36 212ZM44 214V213H43ZM53 214V213H52ZM58 214H60L59 212H58ZM66 214V213H65ZM85 214V213H84ZM91 214H93V213H91ZM97 214V213H96ZM110 214V213H109ZM174 214H175V212H174ZM32 215V214H31ZM33 215H34V213H33ZM48 215V214H47ZM54 215V214H53ZM52 215V216H53ZM112 215V214H111ZM39 216V215H38ZM41 216H42V214H41ZM46 216V215H45ZM54 216H56V215H54ZM60 216V215H59ZM58 216V217H59ZM93 216V215H92ZM154 216V215H153ZM24 217V216H23ZM31 217V216H30ZM29 217V218H30ZM44 217V216H43ZM62 217V216H61ZM89 217V216H88ZM87 217V218H88ZM97 217H98V215H97ZM38 218V217H37ZM46 218V217H45ZM51 218V217H50ZM60 218V217H59ZM70 218V217H69ZM82 217H80V219H81ZM84 218V217H83ZM90 218V217H89ZM106 218V217H105ZM24 219V218H23ZM48 219V218H47ZM56 219V218H55ZM29 220V219H28ZM34 220V219H33ZM57 220V219H56ZM23 220H21V222H22ZM30 221V220H29ZM35 221V220H34ZM36 221H37V219H36ZM40 221V220H39ZM48 221V220H47ZM78 221V220H77ZM101 221H102V219H101ZM25 222V221H24ZM38 222V221H37ZM36 222V223H37ZM44 222V221H43ZM98 222V221H97ZM26 223H27V221H26ZM29 223V222H28ZM106 223V222H105ZM45 224V223H44ZM49 224V223H48ZM24 225H25V223H24ZM47 225V224H46ZM22 226H23V224H22ZM26 227V226H25ZM30 227V226H29ZM28 227V228H29ZM43 227V226H42ZM28 228H26V229H28ZM31 228V227H30ZM38 229L40 228V227H37ZM44 229H47V228H49V227H47V228H45V227H43ZM42 228V229H43ZM50 228H51V226H50ZM32 229H34V228H32ZM51 229H53V228H51ZM50 229V230H51ZM54 230V229H53ZM26 231H28V230H26ZM26 233V232H25ZM32 234H33V232H32Z\"/></svg>",
    "mask_w": 264,
    "mask_h": 264
}]
</instances>
